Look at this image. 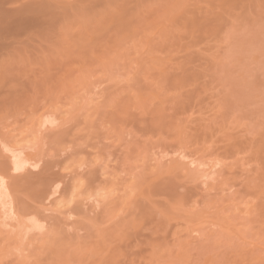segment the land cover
Wrapping results in <instances>:
<instances>
[{
  "label": "rangeland",
  "instance_id": "rangeland-1",
  "mask_svg": "<svg viewBox=\"0 0 264 264\" xmlns=\"http://www.w3.org/2000/svg\"><path fill=\"white\" fill-rule=\"evenodd\" d=\"M20 2H21V0H19ZM45 1H47V2H49V0H45ZM58 1V4L61 6V19L59 20V22H58V25H56V27H55V29L52 31V30H49V31H46L45 33H44V35H43V37L41 36V37H38V40H36L37 38H33L34 40L33 41H27L28 43L27 44H22V46L20 45H18V44H14V45H12V47L10 48V51H9V53H8V55L10 56L9 57V60H10V63H9V65L10 66H7L2 72H1V74H0V119H1V121H4L3 123L2 122H0V136H2L1 138H0V141H1V139H2V143H0L1 145L5 142L4 140H3V132H5V135H4V139L7 137V136H9V135H11V134H8L9 133V131H10V133H16L15 135L12 133V138L11 137H7L6 138V142L8 141L9 142V145L11 146L12 145V143H13V145L12 146H14V144H15V142H16V140H17V142H20V140L22 139V137H24V132L26 131V129H27V131H28V128L29 127H31V125L30 126H28L27 127V125L28 124H31L32 122H33V120H34V118L35 117H38L39 118V112H40V114L42 113V112H44V113H42V114H45V115H41L40 116V122L42 123L43 121L45 122L46 120H47V122H45L44 123V127H45V125H46V127H51V125L53 126V128H50L51 130H54V128H55V125H56V129L58 130H60L61 128H62V130H63V132H62V136H63V138L61 137V139L62 140H64V141H62V143L60 142L59 143V140H58V145H62L63 144V146H65L66 148H64L63 146V148L61 147V146H59L58 147V145L56 146L55 144V148L52 146V148H54V149H56V153L54 152V154H59V153H62L63 154V152H64V154L66 155V153L68 152L66 149H68V150H71L72 151V149H76L75 147H77L78 149H76L75 151L73 150L72 152L74 153H72L71 152V154L68 156V154L70 153V151H69V153L66 155V156H68L67 157V159L66 160H64V161H60L61 162V164H63V165H61L62 167H64L63 169H65V165H67V166H70V165H72V163H75L76 162V164L75 165H77V163L80 165V166H82V167H86L87 168V166H93L95 163L94 162H96L94 159H97V162H96V164L99 166V164H100V162H101V164L102 165H104V168L103 169H105V167L107 166L108 168H109V170L108 171H110V170H112V168L114 167L113 165L116 163V166L115 167H117V165L119 166H121L123 163H124V165L126 166V170L128 171L129 170V172H133L134 173V169H131V168H133L132 166L133 165H131V164H133L134 162H136V161H138L139 163H138V165L140 164V163H142V162H140L141 161V155H143L144 153H140L139 154V151H142L143 149H139V151L137 152V153H135V152H133V154H139L138 156L140 157V161L138 160V156H136V158H135V155H133V154H131V156L128 158H126L125 156H128V155H126L127 153L125 152L126 151V148L128 147L127 145L129 144V142L128 141H132V140H135V137L134 136H132L133 134H131V136L133 137V139L131 138V136L130 135H128V131L125 133L124 132V134H125V137H124V134H123V137L124 138H121L122 137V134H120V136H119V133H114V135L115 136H117V137H115L113 134H111V133H109L110 131H108L107 132V129H108V127H105V124H103V122L105 121L104 119H106V116H109V113L110 112H112L111 110H113L116 106L115 105H118V102H117V104H115V105H113L114 103H116L115 102V100H116V97L118 98V100L119 99H121L122 97V100L124 99V100H127L128 101V97L126 96L125 97V95H124V93L128 90L129 92V95L130 94H132L133 93V91H134V93L136 92V94L138 93V91H140V92H145V93H149V91L151 92V90L153 91L154 89H152V88H154V86L157 84V86H158V83H160V76H158V73L160 72V70H158L157 68H155L154 67V62H152L151 64L149 63L148 64V61H146V59L144 58L143 60L144 61H146L145 63L146 64H141V66H139V65H137L136 63V65H137V67L139 66V67H141L140 69H139V67L135 70V64L134 63H131V62H134V60L135 61H137L138 62V60H136V58H137V54L139 55L140 53H141V51L140 50H142V49H140L139 47H141L142 48V46L141 45H143V46H145L146 45V41L147 40H145V38L147 39L148 37L147 36H145V35H150L151 33H149V32H152L154 29H155V33H156V37H155V33L154 32H152L153 34L151 35V36H153L152 37V39L154 40V42H157V41H160V43L159 42H157L158 43V45H157V43H154V42H152V41H150L152 44H151V46H154L155 44V46L154 47H151V49H152V51H153V48H155L156 46H158L157 48H159L158 50H156V48H155V50H154V54H159V52H161L159 55H158V57L161 55V60H162V58H163V60L164 61H166V59L168 60V61H166L168 64H172V62L174 61H172L171 60V58L173 59H175V56L176 57H181L182 56V58L185 56V54L186 53H190L191 54V51L193 52L192 54H191V56H190V54L188 55V56H186V57H184V61L181 59V61H179L180 60V58H179V60L178 59H176L175 61H176V63H175V61L173 62V64H174V66H173V64L171 65V67H170V71H171V68H172V71L174 72V74H176V75H173L171 72H167L169 69H165V62L164 61H162V62H160V64L161 65H155V66H160L159 67V69L160 68H163V66H164V71L166 72V73H169V74H166L167 76H170V75H172L171 77H173V78H167L166 80L168 81V79H176V80H170V82L171 83H173V84H176V86L175 87H173L172 86V84L170 85L171 87H173V88H171L170 86H168L167 85V83H165L166 84V86L168 87V89L169 88H171V90L169 89V91H168V89L166 90L165 89V86H164V89L167 91V92H170L169 93V95L167 94V96H164L163 94H166L167 92L165 91H163V94H162V96H160L159 98H156V100H155V97H156V95H155V97H153V101H155V102H153L152 101V99H151V95H145V96H148L149 97V99H148V97L146 98V101H145V108H147V109H145V111L147 112V111H152V109H154V106H153V108L152 107H150L149 105H155V110H156V107H158V99H160L161 101L163 100V99H165V102H167V101H169L168 102V104H169V106H168V104L165 106V107H163L164 106V104H165V102H164V104L163 103H161V106H162V108L161 107H159L160 109H164L163 111H161L163 114V116L164 117H166L167 116V113H168V116H167V118H171L170 117V115H172V117H175V120L173 119H168L169 121H171L172 123H173V121H175V123H176V118H177V120L180 122V120H182L183 118V120H186L185 122H188V117H189V123H187L188 124V126H190L191 127V129H193L194 127H196V125L197 124H200V126H201V128L202 127H204L203 125H209V122L210 123H212V121H209V120H211L210 118L213 116L214 118L213 119H216V121H217V123L215 124L216 125V128L214 127L215 125H214V121H213V128H214V130H213V128H212V132H211V135L212 134H216L217 136V139L219 140L220 139V141H218L217 139H216V137L215 136H213L212 135V137L211 138H213V137H215L214 138V140L213 139H211V145L213 144V143H215L214 141L216 140L217 142L215 143L216 145H218V147L216 146V148H219V149H214L213 147H215L214 145H213V147L211 146V145H209L210 144V140L208 139V138H210L208 135H207V140H208V142L206 143L205 142V144L206 145H209L208 147L210 148V147H212V148H210V150H209V152L211 151V150H214L215 151V155H218L219 153H220V156H222L223 154V159H222V157H221V159L219 158V156H217V157H215L214 156V151L211 153L210 152V156H207L204 160L205 161H207V162H205L206 163V166H205V163L202 165L206 170H207V172H210V174L213 172V173H215V175H216V180H217V177H218V182H214L216 185H218V186H216L215 187V189L213 190V192H212V190H211V192L212 193H210L211 195L210 196H213V197H211L212 199H211V201H210V203L208 202V203H205V205H209V206H211L210 204H212L213 205V203H215V204H220L219 205V207L221 208L220 209V211H219V209H217L218 211H219V215H218V217H217V215H216V213L215 214H213V215H215V218L217 217L218 219H217V221L216 222H219L218 220H221L220 221V223H222L223 225L225 224L226 226H228V225H230L231 227V229H233L234 231H235V229L234 228H236V229H238V230H236V232L239 234H236L235 233V237H234V234H232L230 237H229V235L228 234H226V236H225V234L223 235V233L221 234L220 233V231H219V229H217V225H215L214 223H215V221H214V216L212 217L213 219H211V222L210 223H207L206 224V226L208 227V229L206 228V226H205V223H204V227H205V229H206V231H205V229H201V233H198V231L197 232H195L196 230H198V228L194 231V232H192V233H188V235H186V233L184 232L183 233V236L182 237H180V235H179V238H181V240L180 241H183V240H185V241H188V242H190L189 244H188V246H187V253H185V257H187V260H186V263L187 264H264V186L262 185V184H264V9H263V7H261V3L263 2L262 0H233V2H235L233 5H235L234 7H233V5H225V4H223V6L222 7H220V3L222 4V3H227L226 1H228V0H226V1H223L222 2V0H212L211 2L210 1H207V2H209L211 5L212 4H214L215 2V4H214V6L212 5V7L209 5V3L207 4V2H205L206 4H207V6H206V4L205 3H202V1L200 2V0H198V1H196V0H188V1H185L188 5L186 6V4L184 5L185 7H182V5L180 4V3H178V5H176L177 6V8H178V10L180 11H182V10H185L184 12H188V10H193L194 9V7H195V9H196V7H197V9L198 8H200L201 7V9H199V10H201L200 12V14H199V10H194L195 11V15L197 14V16H201V20L203 19V21H200V20H198V22H197V17H196V19L195 18H193L194 19V21H193V19H192V21H193V25L194 24H196V26L194 25H191V23H190V27L192 28V30H196V29H193L194 27L196 28V27H198V30H197V32L196 31H194V32H191V29H190V27H188L186 24L185 25H183L184 23H185V19L183 18V20H182V18L181 19H178V16H180V13H178L177 15H176V12L175 11H178V10H176L175 9V7H174V9H173V6L172 5H170V7H171V9L172 10H175L174 12L171 10V13L169 12V11H165V9H167V8H165L164 9V7H167V5H166V3L168 4L169 2H171V0L169 1V0H159V2H158V8H157V10L158 9H164L163 11H165V13H167V12H169V15L167 16V18L169 17V18H171V19H173V20H175V17L174 16H176L177 17V19L178 20H182L181 22H184V23H180V22H177V19H176V22L178 23H176V25H175V27L173 26L174 24H175V22L173 21V20H170V19H167V20H165L164 19V17L163 16H166L165 15V13L162 11V10H158V11H156V4H157V1L155 0V2H156V4H154L155 2H154V0H140V3H138L139 1H136L135 2V7H136V10H135V8L134 9H132L133 7H134V0H128L129 2H128V4H124L127 0H57ZM123 1H125V2H123ZM162 1H164V2H162ZM175 1V0H174ZM173 1V2H174ZM194 2L193 4L191 3V2ZM205 1V0H204ZM203 1V2H204ZM217 1H218V3H217ZM232 0H230V2H231ZM250 1V2H249ZM109 2V3H108ZM145 2H146V4H145ZM154 2V3H153ZM182 2V1H181ZM184 1L182 2V4H184L185 3ZM198 2V3H197ZM229 2V1H228ZM228 3V4H231V3ZM241 2H243V3H241ZM108 3V4H107ZM110 3H113V4H110ZM124 5H123V4ZM149 3V4H148ZM151 3V4H150ZM161 3V4H160ZM190 3V4H189ZM245 3H247V4H245ZM250 3H251V6H250ZM136 4H137V6H136ZM144 4V5H143ZM153 4V5H152ZM176 4V3H175ZM179 4H180V9H179ZM216 4H217V6H216ZM113 5H114V7H113ZM122 5V6H121ZM149 5V6H148ZM162 5H165V6H162ZM189 5H190V8H188L189 7ZM201 5V6H200ZM209 5V6H208ZM239 5H241V6H239ZM246 5V6H245ZM105 6H106V8H105ZM155 8H154V7ZM161 8H160V7ZM168 6H169V4H168ZM204 8H203V7ZM236 6H238V8L236 7ZM140 8V9H137V8ZM151 8V11H153V12H151V13H149L148 12V10L150 11V8ZM192 7V8H191ZM205 7H207V8H205ZM218 8V10H217V8ZM224 7H225V9H224ZM251 7V8H250ZM260 7V8H259ZM114 8H116V9H114ZM155 10H154V9ZM202 8L204 9L203 10V12H202ZM213 8H216V10L214 9V12L218 15V13L222 16V17H225V19L223 18V20L225 21V20H229V21H227L226 23L224 22L223 23V25H222V21H221V19H222V17H219L220 15H218L217 17H219L217 20L218 21H221V22H219L220 24H221V27H223V28H221L219 25H218V23L216 24V25H218V27L216 26V30H215V28H213L212 26H211V24H213V22L212 23H210V21H214L213 20V17H214V19H215V13L214 12H212V11H210L211 9H213ZM240 8V9H239ZM263 9V10H260V9ZM122 9H123V11H122ZM130 9H131V12H130ZM206 9H207V11H210V12H207L206 13ZM208 9H210V10H208ZM222 9H224V12L226 11V14L225 13H223L222 11ZM230 9V10H229ZM242 9V10H241ZM244 9V10H243ZM259 9V10H258ZM108 10V11H107ZM232 10V11H231ZM249 11V13H248V11ZM155 11V12H154ZM178 11V12H179ZM193 11V12H194ZM220 11V12H219ZM228 11V12H227ZM230 11V12H229ZM241 11H243V13L241 14ZM246 11V12H245ZM114 12V13H113ZM125 12V13H124ZM127 12V13H126ZM139 12V13H138ZM149 14H152V17H150L149 15H148V13ZM158 12H159V14H158ZM160 12H162V14L160 13ZM190 13H192L191 11H189ZM188 12V13H189ZM263 12V13H262ZM101 13V14H100ZM113 13V14H112ZM130 13V14H129ZM132 13H133V15H135L136 14V16L134 17L133 15H132ZM147 15H146V14ZM175 13V14H174ZM188 13H184V16H185V14H187L186 16H185V18L187 17V16H190L191 18H192V16L191 15H193L194 16V14L192 13L191 15H190V13H189V15H188ZM104 14H106L105 16H104ZM122 14H124V16L122 15ZM125 14H129V15H131L132 16V18H131V20L132 21H130V20H128V19H130V16H129V18H128V16L126 17L127 19H125ZM140 14H142V17L140 16ZM162 16H161V15ZM245 14V15H244ZM108 15H109V17H108ZM144 15H146V16H144ZM161 16V18H163V19H161L160 20V18L158 19V16ZM170 15L173 17H170ZM174 15V16H173ZM224 15V16H223ZM241 15H243V16H241ZM115 16V17H114ZM117 16V17H116ZM119 16V17H118ZM138 16H139V18H138ZM144 16V17H143ZM154 16V17H153ZM82 17H83V19H82ZM87 17V18H86ZM92 17L94 18V20L92 19ZM99 17H101L100 19H99ZM105 18V20H102V19H104ZM107 17V18H106ZM123 17V19H121L120 20V18H122ZM150 17V18H149ZM199 17H198V19H199ZM202 17H204V18H206L205 20H204V18H202ZM116 18V19H115ZM119 20H118V19ZM135 18H137V19H135ZM140 18H149V19H142V20H140ZM180 18V17H179ZM210 18V20H208ZM96 19V20H95ZM98 19V20H97ZM133 19H134V21H139L138 23H140V24H137L136 22H133ZM139 19V20H138ZM152 19V20H151ZM158 19V21H155V20H157ZM212 19V20H211ZM220 19V20H219ZM100 20H102L101 22H100ZM129 22L130 21V23H128L127 21ZM149 20H151V21H149ZM163 20V21H162ZM188 20L190 21V19L188 18ZM196 20V21H195ZM96 21H97V23H96ZM118 21V22H117ZM120 21V22H119ZM144 21V22H143ZM155 21V23H153L154 25H150L151 23L150 22H154ZM167 21V22H166ZM171 22V21H173L174 22V24H172V25H169V24H171V23H169V22ZM187 21V20H186ZM205 21H207V23L205 22ZM208 21H209V23H208ZM217 21V22H218ZM82 22H83V24H82ZM99 22V23H98ZM102 22H106L105 23V25L106 26H108V27H105V25L103 26V27H105V29H102L101 28V30H104V32L102 31V33H100V31L98 32L97 31V27H98V29H100V27H102V24H104V23H102ZM159 22V23H158ZM172 22V23H173ZM195 22V23H194ZM201 22H205V24H208V25H206L207 27L206 28H208V27H212V30H211V28H210V31L208 32V30L209 29H207V32H206V28H205V24H203L202 26V28L204 29H202L201 27H199L202 23ZM215 22H216V20H215ZM79 23V24H78ZM116 23H118V24H116ZM143 23H145L146 25H148L147 27H145L144 29H142V27H144V26H146V25H144ZM156 23H158V24H156ZM169 25V27H167L168 28V30H169V32L171 33H169L168 31H165V30H167V29H164L165 27H164V25ZM165 23H168V24H165ZM200 23V24H199ZM86 24H89V25H86ZM92 24V25H91ZM112 24H113V26H112ZM128 24V25H127ZM129 24H133L134 25V27H131V25H129ZM181 24V25H180ZM187 24H188V21H187ZM197 24H199L198 26H197ZM77 25H80V26H78L77 27ZM93 25H95L94 27H95V30H93L94 29V27H93ZM98 25V26H97ZM132 25V26H133ZM143 25V26H142ZM151 27H150V26ZM155 25H157V26H155ZM160 25V26H159ZM213 25V26H214ZM93 27V29H92V27ZM114 26H116V28L114 27ZM137 26H139V28L137 27ZM140 26H142L141 28H140ZM155 26V28L153 29V27ZM171 26H173V28L174 29H169ZM182 26V27H181ZM184 26L185 27H188V28H184ZM214 26V27H215ZM83 27V28H82ZM117 27H118V30H117ZM160 27V28H159ZM220 27V28H219ZM79 28V29H78ZM88 28V29H87ZM134 28V29H133ZM158 28V29H157ZM161 28H163L164 30V35L166 36L167 34H170L169 35V37H162V39H164V42H165V38H168L169 40H171V41H168V40H166V42H167V44H166V42L164 43L163 42V40H162V42H161V39H159L160 37H161V34H163V31L161 30ZM172 28V27H171ZM52 29V28H51ZM76 29H77V31H76ZM84 29V30H83ZM90 29V30H89ZM92 29V30H91ZM122 29V30H121ZM153 29V30H152ZM190 29V31H188ZM213 29H214V31H213ZM221 29H223V30H221ZM85 30H86V32H85ZM113 30H116V31H113ZM120 30V31H119ZM126 30H127V32H126ZM130 30H132V32L130 31ZM139 30H141V32L143 33V34H145V32H147V33H149V34H145L144 35V37H142V33L139 31ZM148 30H150L149 32H148ZM156 30L158 31V32H156ZM175 32H174V31ZM201 30H203L204 32H205V34H208V37H202L204 34L201 32ZM218 30V32H217V35H218V33H219V37H214L213 38V32H216ZM219 30H221V31H219ZM79 31V32H78ZM90 31H91V33H90ZM139 31V33H137V32ZM176 31L179 33L180 32V34L181 35H177V37H182L183 38V40H186V42L185 41H183L181 38V40L179 39L178 40V42L180 41V43H181V45L183 44V43H186V45L187 46H192V47H187V46H185L184 44L182 45V46H184V47H182L181 45V47L179 48V44H178V42H177V37H176V34H178V33H176ZM211 31H212V33H211ZM75 32H76V34H79V36L78 35H76L75 34ZM96 32H98L96 35L98 36L97 37V39H95V37H96V35H94ZM117 32V33H116ZM161 34H160V33ZM165 32H167V33H165ZM182 32H184V34H185V37H184V34L182 33ZM186 32H189V33H186ZM201 33V37L199 36V39L200 38H202V39H204L203 41L200 39L199 41H200V43L198 42V40H197V38L198 37H195V40H194V38H193V34H191V33H194V34H200ZM84 33H86V36H85V34ZM88 33V34H87ZM94 33V34H93ZM99 33L102 35H100L99 36ZM119 33V34H118ZM131 33V34H130ZM136 33H137V35H136ZM141 33V35H139ZM222 33V34H221ZM74 34H75V36H74ZM83 34V35H82ZM91 34H93V35H91ZM121 34H123V35H121ZM124 34H125V36H124ZM126 34H128V35H126ZM131 36H130V35ZM133 34V35H132ZM160 36H159V35ZM186 34H189L190 36H188V35H186ZM216 34V33H215ZM215 34H214V36H215ZM138 35H139V37H138ZM163 35V36H164ZM192 35V36H191ZM197 35V36H198ZM212 35V36H211ZM74 36V37H73ZM82 36V37H81ZM93 36H94V38H93ZM116 36V37H115ZM126 36H128L127 38H125ZM133 36V37H132ZM135 36V37H134ZM136 36H137V38H136ZM151 36H150V38H151ZM157 36H159L158 38H157ZM195 36V35H194ZM205 36V35H204ZM209 36H211V38L209 39ZM224 36V37H223ZM79 37H81V39L79 40L78 38ZM83 37H86V39H84ZM91 37V38H90ZM100 37V38H99ZM190 37L193 39V40H191L190 39ZM221 37V38H220ZM223 37V38H222ZM39 38H42V39H39ZM99 38V39H98ZM125 38V39H124ZM142 38V39H141ZM89 39V40H88ZM92 39V40H91ZM94 39L96 40L95 42H93L94 41ZM131 39V40H130ZM141 39V40H140ZM151 39V40H152ZM205 39H207V40H205ZM209 39V40H208ZM216 39V40H215ZM222 39V40H221ZM87 40H88V42H87ZM91 40V41H90ZM127 42H126V41ZM133 40V41H132ZM135 40V41H134ZM138 40V41H137ZM144 42H143V41ZM157 40V41H156ZM211 40H214V41H212L211 42ZM220 40V42L218 43V41ZM39 41V42H38ZM131 41V42H130ZM139 42H142V44H140V45H137ZM189 41V42H188ZM198 42V44L197 43H195V42ZM206 41H208V42H206ZM226 41V42H225ZM32 42H33V44H32ZM124 42V43H123ZM133 42V46H138V49H140L139 51H140V53L138 52V51H136L137 52V54H133V56H129V55H131V53H133V51H135V50H137V47H136V49H134L135 47H133L132 48V43ZM183 42V43H182ZM187 42H188V44H187ZM192 42V43H191ZM194 42V43H193ZM203 42H206V43H203ZM83 43H85V44H83ZM126 43H127V45L128 44H131L130 46L128 45H126ZM134 43H135V45H134ZM143 43H145V45L143 44ZM162 43H164L163 45H162ZM176 43V44H175ZM32 44V45H31ZM118 44L120 45V46H118ZM121 44H124V45H121ZM204 44H205V46H204ZM209 44V45H208ZM220 44V45H219ZM223 44V45H222ZM159 45H162V47L161 46H159ZM165 45V46H164ZM170 45V46H169ZM212 45H219V46H221L222 47V49H220L221 47H219V49H217L218 48V46H217V48H216V46L214 47L213 46V48L215 49V50H220L221 52H223V53H221L220 51H218V55L219 54H221L220 56H217V52L215 51V50H212L211 48L209 49V47H211ZM228 45V46H227ZM14 46V47H13ZM121 46L123 47L124 46V49L123 48H121ZM125 46L127 47V48H125ZM204 46V47H203ZM223 46H224V48H223ZM146 47V46H145ZM145 47H143V48H145ZM179 48V50L177 49V48ZM208 47V48H207ZM97 48V49H96ZM121 48V49H120ZM177 50H176V49ZM184 48V50L183 51H181L180 49H183ZM187 48V49H186ZM202 48H204L203 50H202ZM112 49V50H111ZM134 49V50H133ZM176 50V52L175 51H172V50ZM201 49V50H200ZM207 49H209V50H207ZM87 50V51H86ZM92 50H93V53H92ZM105 50V51H104ZM107 50V51H106ZM114 50H116L115 52H114ZM125 50V51H124ZM128 51V53L130 52L129 50H131V52L128 54V58H126V55H125V52L127 53V51ZM133 50V51H132ZM160 50V51H159ZM224 50V51H223ZM113 51L114 53H112L111 54V52ZM119 51V52H118ZM157 51H159L158 53H156ZM169 51V52H168ZM186 53H185V52ZM208 51V52H207ZM209 51H210V53H209ZM89 53V52H91V54L89 53V54H87V53ZM108 52H110V53H108ZM143 52V51H142ZM170 52H171V54L172 55H170ZM174 54H173V53ZM178 52H180V53H178ZM200 52V53H199ZM205 53V54H202V53ZM220 52V53H219ZM7 53V52H6ZM102 53H103V55H102ZM119 53H121L120 55H121V57L119 58ZM135 53V52H134ZM176 53V54H175ZM209 53V54H208ZM80 54H82V60H81V55ZM86 56H85V55ZM122 54H123V56H122ZM142 54V53H141ZM167 54V55H166ZM182 54H184V55H182ZM202 54V55H201ZM211 55V56H209L208 57V55ZM91 55H93V56H91ZM108 58V60H106L107 58L105 57V56ZM111 56V57H108V56ZM125 55V56H124ZM169 55V56H168ZM204 55V56H203ZM217 56V58H218V60H214V57L215 56ZM223 55V56H222ZM113 56V57H112ZM134 56H136V58L134 57ZM163 56H165L166 58H164ZM207 56V57H206ZM214 56V57H213ZM102 57H105V59L104 58H102ZM115 57H116V61H118V65L113 61V59L115 60ZM125 57V58H124ZM135 58V59H132L131 60V58ZM139 57V56H138ZM144 57H146V55H144ZM203 57V58H202ZM204 57H205V59H204ZM211 57V59H212V61H214L215 63H213L212 64V62H211V59H209ZM222 57V58H221ZM86 58H89L88 60H91V61H89V64L87 63L88 62V60L86 59ZM111 58H112V60H111ZM130 58V59H129ZM147 58V57H146ZM216 58V59H217ZM224 58V59H223ZM85 59H86V61H85ZM93 59H96V60H93ZM101 59V60H100ZM102 59H103V61H104V65L103 64H101V62H102ZM110 59V60H109ZM117 59H121V60H117ZM126 59H128V60H126ZM138 59V58H137ZM186 59V60H185ZM178 60V61H177ZM223 60V61H222ZM85 61V63H83ZM107 61V62H106ZM127 61V62H126ZM130 61V62H129ZM182 61H183V64H182ZM220 61L222 62V63H220ZM226 61V62H225ZM228 61H229V64H228ZM110 62H111V64L115 67H112L113 69L112 70H110L111 69V64H110ZM113 62V63H112ZM126 62V63H125ZM164 62V63H163ZM170 62V63H169ZM177 62L179 63V64H177ZM188 62V63H187ZM218 62V63H217ZM119 63H121V64H119ZM124 63V65L122 66V64ZM127 63H130L129 65L127 64ZM163 63V64H162ZM166 63V64H167ZM186 63V64H185ZM217 63V65H214V64H216ZM132 64H134V67L132 66ZM149 65L148 67L146 66V65ZM159 64V63H158ZM166 65V66H169V65ZM182 64V72H185V73H187V74H185V73H183V74H181L182 75V77H181V75H180V73L181 72H178L179 70H180V68H181V66H180V68H178V66L179 65H181ZM212 64V65H211ZM226 64V65H225ZM228 64V65H227ZM103 65V66H102ZM110 65V66H109ZM117 65V66H116ZM153 65V66H152ZM176 65H178V66H176ZM185 65V66H184ZM220 67H219V66ZM221 65H223L222 67H221ZM125 66V67H124ZM128 66V67H127ZM132 66V67H131ZM162 66V67H161ZM184 66V67H183ZM130 67H131V69H130ZM151 67H154V68H151ZM188 67V68H187ZM220 69H219V68ZM77 68H79V69H77ZM117 68V69H116ZM143 68V69H142ZM169 68V67H168ZM177 70H176V69ZM205 68H206V70H205ZM82 69V70H81ZM114 69H116V70H114ZM134 69V70H133ZM141 69L142 70H144V71H141ZM151 69H152V71H151ZM155 69V70H154ZM217 69L219 70V71H221L222 73L221 74H219V71L216 73V71H217ZM78 70H80V72L81 73H83V70H84V73H86L87 74V72H85V71H87L88 70V75H84V73H83V75H80L81 73L78 71ZM138 70L139 71H141L140 72V74L138 73ZM176 70V71H175ZM185 70H187V71H185ZM78 71V72H77ZM132 71H133V73H132ZM151 71V72H150ZM161 71H162V69H161ZM181 71V70H180ZM110 72H113L112 74H114V75H112V74H110ZM131 72V73H130ZM135 72H137V73H135ZM144 72H146V75L144 74ZM155 72H157V73H155ZM176 72V73H175ZM144 74V75H142V74ZM216 73V74H215ZM79 74V75H78ZM106 76H105V75ZM108 74V75H107ZM110 74V75H109ZM130 74H131V79H129L130 78ZM136 74V75H135ZM149 74H152V75H150L149 76ZM160 75H161V73H159ZM189 74H190V77H189ZM215 74V75H214ZM76 75L78 76V79H79V81H81V86H76L77 84H76V81H77V83L79 82L78 81V79L76 78ZM112 75V76H111ZM135 75V76H134ZM180 75V76H179ZM184 75H185V77H184ZM188 75V76H187ZM217 75H218V77H217ZM83 76V77H82ZM85 76V77H84ZM114 76V77H113ZM115 76H116V78H115ZM133 76V77H132ZM136 76H138V78L139 79H137L136 78ZM141 78H140V77ZM142 76H144V77H146V80L148 81H146L145 82V78L144 77H142ZM147 76L148 77H150V78H152L153 77V79H150V78H148L147 79ZM152 76V77H151ZM155 76V77H154ZM187 76V77H186ZM77 79H75V78ZM80 77V78H79ZM183 77L185 78V80L183 79ZM189 77V78H188ZM194 77H195V79H194ZM82 78V79H81ZM83 78H85L84 80H83ZM107 78H110V79H114V80H116V81H114L115 82V84H113L114 82L113 81H111L110 79V81L108 82L107 81ZM135 78V80L133 81V79ZM154 78H156V79H154ZM159 78V79H158ZM166 78V77H165ZM179 78H181V79H183V80H181V79H179ZM73 79H75L74 81H73ZM81 79V80H80ZM88 79V80H87ZM128 79H129V87H128V83L126 82V81H128ZM162 79V78H161ZM179 79V80H178ZM186 79L189 81H186ZM86 80L88 81V82H86ZM106 80V81H105ZM138 80V81H137ZM144 80V81H143ZM158 80H159V82H158ZM165 79H164V82L166 81ZM84 81V82H83ZM118 81V82H117ZM123 81H125V82H123ZM136 81V82H135ZM152 83H151V82ZM166 81V82H167ZM75 82V83H74ZM112 82V84H109V83H111ZM153 82H157L156 84L155 83H153ZM162 82H163V80H162ZM177 82V83H176ZM181 82V83H180ZM183 82V83H182ZM73 83H74V86L76 87H74L73 86ZM83 83L85 84V85H83ZM146 83V84H145ZM185 83V84H184ZM76 84V85H75ZM79 84V83H78ZM107 84H109V85H107ZM131 84H136V85H134V90H133V88H132V90H131V87H133V85L131 86ZM149 86H148V85ZM154 86H153V85ZM160 84H164V83H160ZM164 84V85H165ZM178 84H181V86L178 88ZM80 85V84H79ZM147 85V86H146ZM73 86V87H72ZM125 86H127V87H125ZM146 86V87H145ZM151 86H153V87H151ZM185 86V87H184ZM78 87H79V89H78ZM82 87V88H81ZM85 87H87V89L85 88ZM106 87V88H105ZM110 87H112V88H110ZM161 87H163V86H161ZM181 87H184L183 89L181 88ZM75 88V89H74ZM83 88H85L84 90H85V92L86 91H88V93L86 92H84L83 90H81V89H83ZM141 88V89H140ZM147 88V89H146ZM103 89V90H102ZM110 89V90H109ZM130 89V90H129ZM163 89V88H162ZM163 89V90H164ZM78 90V91H77ZM96 90V92H94ZM107 90V91H106ZM144 90V91H143ZM125 91V92H124ZM130 91H131V93H130ZM175 91V92H174ZM184 91V92H183ZM77 92H78V95H77ZM80 92L82 93V95H80ZM121 92H122V94H121ZM180 93V95H179V93ZM66 93L68 94V95H66ZM72 93V94H71ZM74 93V94H73ZM90 93V94H89ZM91 93H93V94H91ZM96 93H99V94H96ZM101 93V94H100ZM106 93V95H104ZM127 92L125 93L126 95L128 94ZM179 95L180 97H181V100L179 99L178 100V96L176 95ZM71 94V95H70ZM86 94V95H85ZM102 94H103V96H106V97H102ZM39 95H42V96H40V97H38ZM47 97V95H49L47 98H49L48 100H47V98L45 97V96ZM56 95V96H55ZM58 95L59 96H62L61 98L60 97H58ZM67 96L66 98L68 99V97H69V100H67L66 98H65V96ZM101 95V96H100ZM110 95V96H109ZM171 95V96H170ZM172 95H173V100H172ZM176 95V96H175ZM53 97V99L52 98H50V97ZM73 96V97H72ZM75 96V97H74ZM96 97L97 99L95 100V98L94 97ZM113 96V97H112ZM119 96H120V98H119ZM132 96V95H131ZM29 97V98H28ZM33 97V98H32ZM37 97V98H36ZM55 97V98H54ZM64 97V98H63ZM107 97H110L111 99H107ZM134 97V96H133ZM163 97V98H162ZM171 98V100H170V98ZM5 98V99H4ZM6 98H9V99H6ZM32 98V99H31ZM35 98L38 100H35ZM40 98H42V99H40ZM72 98L74 99V101L76 100H78L77 102H74V101H72ZM78 98V99H77ZM80 98H82V99H80ZM92 98H94V99H92ZM113 98H115V99H113ZM132 98V97H131ZM167 98H168V100H167ZM177 98V100H175ZM26 100V103H24L25 102V100ZM29 99V100H28ZM54 99H55V102H58V103H54L53 101H54ZM60 99V100H59ZM64 101V99L66 100V102L65 103H63V101ZM88 99H90V101L88 100ZM99 99V100H98ZM101 99V100H100ZM134 99V98H133ZM133 99H129V100H133ZM148 99V100H147ZM12 100H13V102H12ZM32 100H35L34 102H35V105L33 104V106H35V110H33V109H31L33 106L31 105L32 104ZM47 100V101H46ZM52 100V101H51ZM82 100H86V101H88V102H84V104H83V101ZM103 100V101H102ZM107 100V101H106ZM109 100V101H108ZM121 100V101H122ZM123 100V101H124ZM184 101V103H183V101ZM14 101H15V103H14ZM24 101V102H23ZM69 101V102H68ZM72 103H71V102ZM82 101V103H80V102ZM94 101H96L95 103L97 104L99 101V103L97 104V107H95L96 105H93L94 104ZM112 101V102H111ZM117 101V100H116ZM127 101H125V103L124 102H121V103H123V104H125L124 106L123 105H121V108H122V106H123V110H121V111H125V109L127 110V107L125 108V106H127L128 105V108L130 107V105H133L132 106V108H130L129 109V112L127 113L128 115L130 114V115H132V116H130L129 115V117L130 118H133V119H136L135 121H137L136 122V125L138 124H140L139 123V121L142 119H144V120H146V118L148 119V115H149V113L150 112H148L147 114L146 113H144L145 115H143V112H144V107L142 106V105H139V104H136V105H134L136 102H134V104H133V101L130 103L129 101H128V104H127ZM148 101V102H147ZM182 101V103H183V105H181L180 106V102ZM4 102L6 103V104H4ZM10 102H12V103H14L13 104V106H12V104L10 103ZM21 102H23V103H21ZM30 102V103H29ZM33 102V103H34ZM41 102V103H40ZM42 102H44V103H46V104H44V103H42ZM51 102H52V104H51ZM60 102V103H59ZM92 102H93V104H92ZM150 102V103H149ZM157 102V103H156ZM175 102H176V104L177 105H175ZM22 104V106L21 105H19V106H17V105H15V104ZM36 103H38V105L36 104ZM69 103H70V105H69ZM73 103L75 104H77V105H73ZM78 103H80V104H78ZM89 103L91 104V106L89 105ZM101 103V104H100ZM103 103V104H102ZM107 103V104H106ZM120 103V102H119ZM156 103V104H155ZM179 103V104H178ZM27 106H26V105ZM40 104V105H39ZM43 106H42V105ZM54 104V105H53ZM57 104H60V106L59 105H57ZM64 104V105H63ZM66 104V105H65ZM105 104V105H104ZM109 104H111V106L109 105ZM127 104V105H126ZM148 104V105H147ZM163 104V105H162ZM187 106H186V105ZM219 105V107L218 108H220L219 110H221V108H222V110H221V112L220 111H215L214 109L215 108H217L216 106L217 105ZM7 105L9 106V107H7ZM30 105V106H29ZM37 105V106H36ZM45 105H47V107H48V105H49V107H50V112L52 113V115L53 116H50L51 115V113L49 114V113H47V111H46V106ZM57 105V106H56ZM64 107H63V106ZM68 105V106H67ZM79 105V107H80V105H84V107L83 106H81L82 107V109H81V107H80V109H81V111H80V109H77V108H79V107H77ZM100 105V106H99ZM103 105H104V107H103ZM109 107H108V106ZM147 105V106H146ZM151 105V106H152ZM173 105H174V108L176 109V106H177V108H179V109H176V112H175V110H174V108H173ZM185 105V106H184ZM41 108H40V107ZM88 106V107H87ZM92 106H94L95 108H93V110H94V112H93V110L91 111L90 110V108L92 107ZM106 106H107V109H106ZM114 106V107H113ZM119 106H120V104H119ZM135 106V107H134ZM137 106V107H136ZM178 106H180V107H178ZM5 107V108H4ZM39 107V108H38ZM49 107L47 108V110L49 109ZM53 107H59L58 109L56 108L55 110L57 111L58 110V113L56 112V111H53ZM65 107H67V108H65ZM68 107H73V109L71 110V108H68ZM110 107H111V110H108V109H110ZM185 107H187V109L185 108ZM214 107V108H213ZM21 108V109H20ZM26 108V112L24 111V109ZM38 108V111H36V109ZM45 109V111H43L44 109ZM62 108V109H61ZM87 108H89V110L87 109ZM125 108V109H124ZM136 108H138V109H136ZM150 108H152V109H150ZM158 108V109H159ZM170 108H173V109H171L172 111L174 110V112H175V114L176 115H174L173 116V114H171V112H169L170 111ZM185 108V111H184V113L182 112V114L180 113L182 110L181 109H184ZM212 108V109H211ZM52 109V110H51ZM63 110V111H61V110ZM67 109V110H66ZM68 109H70V110H68ZM96 109H97V111L98 110H100L101 109V111L99 112L98 111V113H97V111H96ZM105 111H104V110ZM133 109V110H132ZM135 109V110H134ZM143 109V110H142ZM157 109V110H158ZM4 110H6V112L4 111ZM75 110V111H74ZM76 110H77V113H76ZM86 110V111H85ZM87 110H88V113H87V115H88V117H90V119H93L92 120V122H91V120L89 119V118H87V116H86V112H87ZM118 110V109H117ZM116 109H114L113 111H117ZM131 110H132V112H131ZM137 110H139L137 113H135ZM178 110L180 111V112H178ZM214 110V111H213ZM21 113H20V112ZM22 111H23V114H28L29 112L31 113V112H34V113H31V115H27L26 116V114L25 115H23L22 114ZM60 111H61V113H60ZM70 111V112H69ZM73 111H74V113H73ZM78 111H79V114H78ZM91 111V112H90ZM110 111V112H109ZM142 113H141V112ZM212 111H213V113H212ZM18 112H19V114H18ZM25 112V113H24ZM38 112V113H37ZM48 112H49V110H48ZM83 112V113H82ZM85 112V113H84ZM90 112V113H89ZM126 112V111H125ZM124 112V113H125ZM132 114H131V113ZM164 112H166L165 114L166 115H164ZM219 112L221 113L220 115H219ZM29 113V114H30ZM58 115H57V114ZM67 113L68 114H70V116L69 115H67ZM101 113V114H100ZM107 113V114H106ZM124 113H123V115H124ZM134 113V114H133ZM170 113V114H169ZM180 113V114H179ZM211 113V114H210ZM215 113V114H214ZM216 113H217V115L219 116V118H218V116H216ZM32 114H34L33 116H35V117H33L32 116ZM46 114H49V116L48 115H46ZM56 114V115H55ZM60 114V115H59ZM65 114V115H64ZM80 115V114H82V115H80V116H83V117H79L78 116V119L76 118L77 117V115ZM95 114V115H94ZM103 114V115H102ZM106 114V115H105ZM179 114V116H177ZM213 114V115H212ZM20 115H22V117L20 116ZM63 115L65 116V117H63ZM67 115V116H66ZM72 115H74V116H72ZM95 117H93V116ZM96 115H100V116H96ZM212 115V116H211ZM2 116V117H1ZM29 116H32V119H31V117H29ZM44 118H43V117ZM50 118H48V117ZM59 116V117H58ZM62 116V117H61ZM72 116V117H71ZM85 116H86V118H85ZM105 116V117H104ZM134 116V117H133ZM141 116H142V118H141ZM182 116H186V118L185 117H182ZM209 116H211L210 118H209ZM29 118V119H23V118ZM41 117H42V119H41ZM55 117V118H54ZM67 117V118H66ZM71 117V118H70ZM76 118V119H73V118ZM98 117V118H97ZM104 117V118H103ZM128 117V118H129ZM138 117V118H137ZM143 117H145V118H143ZM190 117L192 118V119H190ZM200 117V118H199ZM201 117H202V120H201ZM16 118V119H15ZM18 118H19V120H22V121H17L18 120ZM47 118V119H46ZM58 119V121H57V119H56V121L54 120V119ZM61 118H62V120H61ZM64 118V119H63ZM69 118V119H68ZM96 118H97V120H96ZM100 118H103V120H101ZM141 118V119H140ZM167 118H165L163 121H167ZM179 118V119H178ZM180 118H182V119H180ZM199 118V119H198ZM206 118H208L207 120H206ZM221 118H222V120H221ZM224 118V119H223ZM32 120V122H30L29 120ZM37 119V118H36ZM35 119V120H36ZM53 119V120H52ZM60 119V120H59ZM72 119V120H71ZM86 119H88V121L86 120ZM138 119V120H137ZM204 119V120H203ZM236 119H237V121H236ZM28 120V121H27ZM34 120V121H35ZM49 120V121H48ZM50 120H52V123H48V122H50ZM63 120H65V121H63ZM70 122H69V121ZM74 120V121H73ZM80 120H82V122H84L85 123V125H84V123H80ZM85 120V121H84ZM98 120H99V123L101 124H99L98 123ZM101 120V121H100ZM193 120V121H192ZM196 120V121H195ZM17 121V122H16ZM38 120H36V122H37ZM64 123H63V122ZM75 122V123H73L72 124V122ZM77 121H79V122H77ZM103 121V122H102ZM147 121V120H146ZM145 121V124H143V122L142 121H140V122H142L141 124H142V126H144V125H149V124H147V122ZM197 121H198V123H197ZM200 121H202V122H200ZM204 121H206V122H204ZM22 122V123H21ZM28 124H27V123ZM58 122V123H57ZM61 122V123H60ZM91 123V125H90V123ZM148 122H149V120H148ZM192 122V123H191ZM220 122V125L218 124ZM232 122V123H231ZM1 123L3 124V125H1ZM18 123V124H17ZM20 123V124H19ZM27 125H26V124ZM40 123V124H41ZM51 124L50 126H48L47 124ZM54 123V124H53ZM57 123V124H56ZM69 123H71V124H69ZM77 123H80V124H78L77 125ZM87 123H89V124H87ZM93 123V124H92ZM96 123H98V124H96ZM105 123V122H104ZM195 123H196V125H195ZM202 123H204L203 125H201ZM14 124H16V125H14ZM33 124V123H32ZM62 124V125H61ZM63 124H64V126H63ZM68 126L69 125V127L70 126H72V128L70 129L69 127H66V125ZM140 124V125H141ZM190 124V125H189ZM212 124H210V126H208L209 128L210 127H212ZM222 124H223V127L222 128H224V129H226V130H228V131H226V130H224V129H221V131H222V133L220 132V130L218 129L219 127H221L222 126ZM226 124H227V127L225 128V126H226ZM5 125V126H4ZM15 127H14V126ZM19 125H22V126H19ZM73 125H74V127H76L75 129H77V130H82L83 131V129L84 130H86V131H84V132H88L87 134H85V133H80L79 135H78V133H77V131L75 132V130L73 131ZM79 125H83V127H82V129L80 128L81 126H79ZM95 125V126H94ZM97 125H98V127H97ZM108 125V124H107ZM106 125V126H107ZM137 125V126H138ZM139 125V126H140ZM195 125V126H194ZM237 125V126H236ZM7 126V127H6ZM8 126H9V129L7 130L6 128H8ZM11 126H13V127H11ZM17 126V127H16ZM86 126V127H85ZM94 126V127H93ZM102 126H104L103 128H102ZM142 126H140L141 128H142ZM194 126V127H193ZM198 126V125H197ZM200 126H198V128L197 129H199L200 130ZM3 127V128H2ZM11 127V128H10ZM27 127V128H26ZM58 127V128H57ZM95 127H96V129H98V130H96L95 131ZM218 127V128H217ZM13 128V129H12ZM79 128V129H78ZM87 128H89V129H87ZM90 128L91 129H93V130H91L90 131ZM101 128H102V130H101ZM107 128V129H106ZM208 128V129H209ZM21 129V130H20ZM25 129V130H24ZM46 129H48V128H46ZM105 129H106V131H105ZM129 129V128H128ZM127 129V130H128ZM194 129H196V128H194ZM191 130V132L192 131H195V130ZM208 129H207V131H208ZM211 129V128H210ZM218 129V131L221 133H219V132H217V131H215V130H217ZM5 130V131H4ZM13 130V131H12ZM18 130V131H17ZM62 130H60V131H62ZM65 130H66V132H68V134L65 132ZM100 130V131H99ZM140 130H142V129H140ZM206 130V129H205ZM3 131V132H2ZM17 131V132H16ZM19 131H21L20 133H19ZM71 131H73V133H71ZM81 131V132H82ZM90 131V132H89ZM126 131V130H125ZM136 131V130H135ZM158 131V130H157ZM165 131V132H164ZM198 131V130H197ZM196 131V132H197ZM207 131H206V133H207ZM228 132V133H226V132ZM56 132V131H55ZM58 132V131H57ZM97 132H98V134H100V132H103V133H101L100 135H99V137H101V136H104L103 138L105 139H102V137L100 138L101 139V142H105V146H107L108 144V146L107 147H103L102 145H100V146H102V148H104L103 150H102V148L101 147H99V144H100V142L99 143H96L97 141H99L98 140V134H97ZM106 132H107V134H106ZM130 132V131H129ZM132 132H133V130H132ZM139 132H141V134H140V136H139V138L141 139L142 138V136H146L145 138H144V140H143V142L142 141H139V138H138V135H139V133L136 135V133L135 132H133L135 135H136V139L139 141L137 144H139L140 145V147H141V145H142V147L143 148H145L144 146L146 145L145 144V142L146 143H148V145L151 147V145L149 144L150 143V141L152 140L151 138H154L153 139V142L154 143H156V141H158V139H159V137H162L163 136V138L164 137H166V138H168V135H166V130H163V132L161 131V133H163V134H165V135H160V136H156V135H159V134H161L160 133V131H158L157 133L156 132H153V134H152V136L153 137H150L151 136V134L150 133H146V131H144V130H142V131H139ZM146 133V135H144V133ZM199 132V131H198ZM197 132V133H198ZM200 132H201V130H200ZM200 132H199V134H200ZM223 132H225V135L227 134V136L229 137H225V136H223L222 137V135L224 134ZM2 133V134H1ZM24 134V135H21V134ZM25 133H27V132H25ZM59 134H60V136H61V132H58ZM57 133V134H58ZM142 133H143V135H142ZM152 133V132H151ZM196 133V135H198L199 136V134H197ZM218 133V134H217ZM75 134V136H73ZM97 134V135H96ZM150 134V135H149ZM230 134H232L231 136L232 137H230L229 135ZM22 137H21V136ZM81 135H83V136H81ZM87 135V136H86ZM91 135H93V136H91ZM106 135V136H105ZM142 135V136H141ZM16 136V137H15ZM17 136L19 137V138H17ZM59 135H58V137H60ZM70 136V137H69ZM90 136H91V138H90ZM96 137V139H95V137ZM112 136H114V137H112ZM148 136V137H147ZM156 136V137H155ZM13 137H15V139H13ZM64 137L66 138V137H68V138H70V139H64ZM71 137H73V138H71ZM80 137H81V139H80ZM87 137H89L88 139H87ZM92 137H93V139H92ZM105 137H107V139L105 138ZM126 137H130V138H126ZM171 137V136H170ZM202 136H200V137H198V138H201ZM206 136H204V138H205ZM234 137V138H233ZM9 138H11V140L9 141V140H7V139H9ZM32 138V139H31ZM79 139V145L77 144V143H75L76 141H77V139ZM83 138H84V140H86V142L83 140ZM111 140V141H106V140H109V139ZM113 138L115 139H117V142H116V139L115 140H113ZM151 140H150V139ZM156 138V139H155ZM163 139V141L164 140H168V141H164V142H169V140H171L170 138L169 139ZM172 138V137H171ZM194 138H197L196 136L194 137ZM231 138H233L232 140H231ZM19 139V140H18ZM75 139V140H74ZM90 139V140H89ZM143 139V138H142ZM225 141H224V140ZM259 139V140H258ZM13 140V141H12ZM30 143L31 144H33V142H35L34 140H33V137H31L30 136ZM67 140V141H66ZM80 140H83L82 141V143H80ZM89 140V141H88ZM96 140V141H95ZM113 140V141H112ZM123 140V141H122ZM137 140H135V141H137ZM147 140H149V142L147 141ZM155 140V141H154ZM194 140H196V139H194ZM200 140H202V139H200ZM227 140V141H226ZM229 140H231L230 142L233 144V143H235L236 145L235 146H233V145H230L229 143L230 142H228ZM253 140H255L254 142H253ZM4 141V142H3ZM32 141V142H31ZM68 141H70V143H72V144H74V145H72V144H70V143H68ZM125 141V142H124ZM127 141V142H126ZM203 141V140H202ZM202 141H200V142H202ZM224 141V142H223ZM240 141V142H239ZM249 141V142H248ZM251 141V142H250ZM6 142L4 143L6 146L8 145V142H7V144H6ZM10 142H12V143H10ZM16 142V143H17ZM66 142V143H65ZM94 142V144H92ZM115 142V143H114ZM152 142V141H151ZM172 142V140L170 141V143ZM220 142V143H219ZM228 142V143H227ZM242 142V143H241ZM248 142V143H247ZM21 143V142H20ZM68 143V144H67ZM96 143V144H95ZM111 143V144H110ZM115 145H114V144ZM117 143V144H116ZM124 144L125 145V147H123L124 145H122V144ZM126 143H128L127 145H126ZM132 143V142H131ZM134 143V142H133ZM142 143V144H141ZM170 143H169V145H170ZM199 143V142H198ZM203 143H204V141H203ZM241 143V144H240ZM244 143V144H243ZM251 143H253V144H251ZM259 143V144H258ZM18 144V143H17ZM21 144H24V142H22ZM70 144V145H69ZM81 144V145H80ZM136 144V143H135ZM144 144V145H143ZM157 144V143H156ZM159 144V143H158ZM158 144H157V146H158ZM173 144V143H172ZM251 146H250V145ZM262 144V145H261ZM27 145V144H26ZM30 145V144H29ZM73 147H72V146ZM83 145V146H82ZM85 145H87L86 146V148H85ZM92 145V146H91ZM96 145V146H95ZM133 144H131V146H132ZM139 145H137V146H139ZM148 145H146V147H147V149H148ZM155 145V144H154ZM196 145V146H195ZM195 145H194V147L196 148V147H198L199 146V144H197V143H195ZM205 145V146H206ZM226 145H227V148H226ZM249 145V146H248ZM4 145H2L1 146V148H0V150L2 151L3 150V152H4V148L2 149V147H3ZM6 146H4V147H6ZM10 146H7L5 149H7V152H4L3 154L5 155L6 153H7V155H9L8 154V150L10 149L11 150V148H8V147H10ZM15 146H17L16 144H15ZM28 146V145H27ZM67 146H69V148L67 147ZM90 146V148H88ZM161 145H159V147H157V148H160V149H158V150H156L155 148L156 147H153V148H150V149H148L151 153H149V155L151 154H153V153H155L156 152V154L155 155H157V156H160V157H162V155L164 154V152L166 153V151H164L163 149H161V148H163V147H160ZM173 147L175 146V144L174 145H172ZM229 146H230V148H229ZM231 146H233V147H236V148H234L233 150L231 149V148H233V147H231ZM238 146H240L239 148H238ZM245 148H244V147ZM248 146V147H247ZM71 147V148H70ZM82 147L84 148L83 150H82ZM93 147H95L94 149L96 150L97 149V151H95L94 149H92ZM97 147V148H96ZM118 147V148H117ZM133 147V146H132ZM194 147H190L189 148V151L187 150V152H190V151H193L194 150ZM241 147H243V148H241ZM250 147V148H249ZM252 147V148H251ZM13 148V147H12ZM45 148H47V147H45ZM88 148V149H87ZM111 148H112V150H111ZM120 148V149H119ZM134 148H136L135 146H134ZM133 148V149H134ZM139 148V147H138ZM191 148H192V150H191ZM208 148V149H209ZM15 149V147L13 148V150ZM50 149V148H49ZM53 149V151H55ZM60 149H62V151L63 150H65L66 151V153H65V151H61ZM82 150V153L81 154H83V157H84V159H82L81 161H80V159H81V155L80 154H77V151L78 150ZM88 151H87V150ZM110 149V150H109ZM115 149H117V150H115ZM153 149V150H152ZM169 149V151H167V155L165 154V156L163 155V158H160V157H153V156H155V155H152L151 157L148 155H146L147 157H149V159H148V161L151 159V158H153L154 159V161H157V162H160L159 160L160 159H163V161H165L164 160V157L165 158H167L166 156H169L168 158L170 159V158H175V157H178V152L177 153H175L176 151V147H174V149L173 148H171L170 149V147L168 148ZM167 149V150H168ZM228 149H230V150H228ZM245 151H244V150ZM9 150V151H10ZM46 150H48V148L46 149ZM59 152H58V151ZM115 150V151H114ZM125 150V151H124ZM161 150H162V152H161ZM171 150V151H170ZM175 151L174 153L177 155H175L172 151ZM196 150V149H195ZM194 150V151H195ZM217 150V151H216ZM225 150H226V152H225ZM240 150V151H239ZM242 150H243V152H242ZM247 150V151H246ZM0 151V152H1ZM45 151V150H44ZM43 151V153L45 154H47V152H50V151H52V149H50V151H47V152H44ZM84 151V152H83ZM96 152V153H98L97 155L99 156L98 158H99V160H101V161H99L98 160V158L96 157L97 155H96V153L94 154L93 152ZM105 151H108V152H110V154L108 153V152H106L105 153ZM122 151H124V152H122ZM149 151H147V152H149ZM154 151V152H153ZM157 151H160V153H158ZM164 151V152H163ZM193 151V152H194ZM250 151H252V152H250ZM257 151V152H256ZM58 152V153H57ZM115 152L117 153L118 152V154H119V152H120V154H119V156H118V154H116L115 155ZM171 152V153H170ZM186 152V153H187ZM192 152V153H193ZM219 152V153H218ZM222 152V153H221ZM227 152H229V153H231L230 155H229V153H227ZM232 152H234V153H232ZM236 152L237 153H241V154H236ZM42 153V154H43ZM78 153H80L79 151H78ZM87 153V154H86ZM93 153V154H92ZM104 153V154H103ZM126 153V154H125ZM146 153V152H145ZM192 153H190L191 154V158L192 159H194V157L196 156V155H194L195 154V152H194V156L192 155ZM216 153H218V154H216ZM257 153V154H256ZM259 153V154H258ZM262 153V154H261ZM45 154V155H46ZM64 154H63V158L65 159L66 157H64ZM75 154H77V156L76 157H78V155H79V157L78 158H76L74 155ZM84 154H86V157H87V159H88V157H90L91 158V156L92 155H95V156H92V163H91V160H87L86 159V161H85V156H84ZM90 156H89V155ZM101 154H103V155H101ZM107 154V155H106ZM116 156V159L114 158L115 156ZM124 155V157L126 158V159H124L123 158V155ZM173 154V155H172ZM212 154V155H211ZM222 154V155H221ZM226 154H228V159H227V156H226ZM247 154V155H246ZM61 154H59V156H60ZM101 155V156H100ZM122 155V156H121ZM174 155H175V157H174ZM198 155V154H197ZM251 155V156H250ZM42 156V155H41ZM70 156H72V157H70ZM103 156H104V163L106 162V163H109V161H112L111 160V158L113 157V165L111 164V162H110V165L109 164H107V165H105L102 161H103ZM110 156H112L111 158H110ZM171 156V157H170ZM173 156V157H172ZM231 156V157H230ZM253 156H254V159H253ZM259 157V159H258V157ZM44 158H46L45 156H43ZM74 157V158H73ZM95 157V158H94ZM109 158V159H107V158ZM119 157V158H118ZM122 157V158H121ZM197 158H198V156H196ZM224 157H226V159L224 158ZM43 158V159H44ZM58 158V156H56V159ZM69 158V159H68ZM71 158V159H70ZM73 158V159H72ZM121 158V161H120V163H119V159ZM132 158H134L135 160H133ZM155 158H157V160L155 159ZM188 158H190L189 157V153H188ZM186 159V161L187 160H191V162L193 161L192 159ZM215 158H217L216 160H214ZM220 159V162L218 161L219 159ZM55 159V158H54ZM118 159V160H117ZM127 159H128V161H127ZM132 159V160H131ZM225 159V160H224ZM63 160V159H62ZM69 160H71V161H69ZM79 160V161H78ZM84 160V161H83ZM115 160V161H114ZM130 160H131V163H129L130 162ZM146 160H147V158H146ZM184 160V159H183ZM195 160H197V159H194V161ZM224 160V161H223ZM67 161V162H66ZM73 161V162H72ZM78 161V162H77ZM85 162V164L83 163V162ZM117 161V162H116ZM127 161V162H126ZM132 161H134L133 163H132ZM147 161V163H149ZM167 161V160H166ZM185 161V160H184ZM189 161H187L186 163H188ZM63 162V163H62ZM72 162V163H71ZM80 162V163H79ZM91 163V164H88V163ZM115 162V163H114ZM122 162V163H121ZM157 162H155V163H157ZM190 162V163H191ZM198 162V161H197ZM197 162H195L194 164H196ZM214 162H219L218 164V166H217V163H214ZM119 163V164H118ZM129 163V164H128ZM151 163H152V161H151ZM151 163H149V164H146V165H150ZM208 163V164H207ZM70 164V165H69ZM88 164V165H87ZM95 164V166H97ZM189 164V163H188ZM187 164V165H188ZM193 164V162L191 163V165ZM213 164V165H212ZM216 164V165H215ZM74 164H73V167L75 166ZM131 167V168H129L128 169V167L129 166ZM137 165V164H136ZM153 165V166H152ZM151 166H149V171L155 166V164H152ZM190 165V164H189ZM188 165V166H189ZM215 165V166H214ZM61 166H59L60 167V169H62L61 168ZM66 166V167H67ZM96 167L95 168V170H97V169H99L100 167L102 168L103 166H100V167ZM113 166V167H112ZM118 167V168H116L115 170L117 171H115V170H112L111 172H108V174H114L113 173V171H115L116 173H115V176L114 177H116V174H117V176L120 178H122L123 176H121V175H124V172H125V175H126V178H125V180H123V181H125V182H122V185L123 186H126V184H124V183H126L127 181H128V179L130 178H128V176H130L131 175V173H130V175H127V171H125L124 170V172L122 173L121 172V170L119 169V168H121V169H123L125 166H123V168L122 167ZM197 166H199V164L197 165L196 164V167ZM202 166H201V168H202ZM70 167H72V166H70ZM73 167L71 168V169H73ZM84 167V168H85ZM106 167V168H107ZM112 167V168H111ZM147 168L145 169V167H144V169H145V171L148 169V166H146ZM151 167V168H150ZM190 167H195L194 165L193 166H189V170H193V168H191L190 169ZM210 167V168H209ZM212 167H214V168H212ZM216 167V168H215ZM69 168V167H68ZM75 168V167H74ZM132 171H131V170ZM102 170V169H101ZM136 170V169H135ZM139 170V168H137V171ZM219 170H221V171H219ZM98 171V173H99V175L101 174L102 175V173H103V171H101V172H99V170H97ZM97 171H96V175H98V173H97ZM120 171V172H119ZM137 171H135V172H137ZM152 171V170H151ZM151 171H150V173L148 174L147 173V175H150L151 174ZM214 171H216V172H214ZM217 171H219V173H220V175L218 176V174H216L217 173ZM146 174V173H145ZM101 175H100V177H101ZM110 175H107V177L108 176H110ZM112 175H111V179L113 178L112 177ZM125 175H124V177H125ZM191 175V174H190ZM106 176V175H105ZM97 177V176H96ZM102 177H104V176H102ZM101 177V178H102ZM1 178V177H0ZM120 178V179H121ZM128 178V179H127ZM176 179H174L175 180V182L178 184V186L177 185H175L176 187H173V188H175V190L174 189H172V190H174L175 192H176V188L177 189H179L180 190V188H181V190H183V191H186L187 193L189 192V193H192L191 192V190L189 189V191H187L188 190V188H191L192 190H193V192L195 193V190H199V192H200V188L198 187V189H197V187L196 188H192V187H195V184H196V186H201V182L203 181V179L202 178H200V180H201V182L200 183H198L197 182V180H195V179H193V178H191L190 179V177L188 178H183V177H181V176H178V177H175ZM261 178V179H260ZM97 179H99L98 177H97ZM177 179L178 180H180V181H177ZM183 179V180H182ZM189 179V180H188ZM208 179H210L211 180V177H210V175H209V177H208ZM122 180V179H121ZM187 182H190V183H186V184H184L186 181ZM193 180H195L194 182H193ZM215 180V181H216ZM0 181H2V180H0ZM3 181H5V179L3 180ZM130 181V180H129ZM128 181V182H129ZM198 181H199V179H198ZM209 181V180H208ZM6 182V181H5ZM109 182V181H108ZM128 182H127V184H128ZM131 182V181H130ZM130 182H129V184L127 185V186H129L130 185ZM174 182V183H175ZM179 182V183H178ZM182 182H184V183H182ZM107 183V182H106ZM109 183H112L111 181L109 182ZM173 183V184H174ZM175 183V184H176ZM181 183H182V186H186L185 187V189L186 190H184V189H182V187L180 186L181 185ZM194 183V184H193ZM108 184V183H107ZM106 184V186H108ZM198 184V185H197ZM200 184V185H199ZM1 185V184H0ZM5 185V184H4ZM4 185L2 184L1 185V189L0 190H2V192L0 191V196H4L5 197V195L7 196V194L9 193L8 192V190L10 189H6L7 187H4ZM111 185V184H110ZM110 185L108 186V187H110ZM113 185V184H112ZM6 186V185H5ZM191 186V187H190ZM258 186V187H257ZM261 186V187H260ZM108 187H106L107 188V190H109V188ZM183 187V188H184ZM188 187V188H187ZM202 187H204V186H202ZM6 189V190H4V189ZM12 189H16V187L14 188V187H11ZM19 188L20 189H22L21 187H18V185H17V189L18 190H12V189H10L13 193L16 191V193H19V192H21L22 190H24V189H22V190H20L19 191ZM110 188H113V186L112 187H110ZM207 188V187H206ZM218 190H217V189ZM258 188V190H256ZM114 189V188H113ZM112 189V190H113ZM209 189V188H208ZM261 189V190H260ZM24 191H27V190H24ZM24 191H22V192H24ZM111 191V190H110ZM178 191V190H177ZM202 191V190H201ZM7 192V193H6ZM21 192V194H23ZM128 192V191H127ZM172 192V191H171ZM180 191H178V192H176V193H173L174 195L176 194L177 195V197H179V195L181 196V194H183V192L181 193H179ZM197 193H198V191H196ZM219 192V193H218ZM26 193V192H25ZM122 193V195H123V192H121ZM158 193V192H157ZM5 194V195H4ZM21 194H20V197H22L21 196ZM27 195H28V193H26ZM155 194H156V192H155ZM19 195V194H18ZM18 195H17V197H18ZM175 195V196H176ZM198 195V194H197ZM14 196L16 197V194H14ZM54 196H56V194L54 195ZM54 196H52L53 198H55ZM156 196V195H155ZM158 196V195H157ZM157 196L156 197H153V200H156V201H159V202H161L162 203V200H163V198L159 195L158 196V199H157ZM163 196V195H162ZM172 196V195H171ZM191 195H189V197H190ZM192 196H193V194H192ZM20 197H18V198H20ZM25 198H26V196H24ZM51 197V198H52ZM126 197V196H125ZM176 197V198H177ZM188 197V196H187ZM187 198V199H189V202L188 203H186V206H187V204H189L193 199H195L194 197H196V196H193V198ZM61 197H56L54 200H55V204H57V205H55L53 202H52V204H50L51 203V201H49V203H48V201L47 202H45V203H47L48 204V207H46L47 206V204H45V203H43L44 205H40L39 206V204H37L38 205V207H36V208H38L37 209V211H31L32 209H33V207H32V209L31 210H27L28 212H26L25 211V213L23 212V214L21 213H19V214H16V213H18V212H16V213H14L16 216V221H14V216H13V214L11 215V217H10V215L9 214H11L10 212H11V210H9V209H7V211L6 212H4L5 210V208H3V207H5L4 205H3V207L1 206L0 207V218L2 219H0V221L2 222H0V264H84V263H81V261L82 262H86V264H92L93 262H95V263H93V264H97V262H98V260H100V258H103V253H104V248H103V252H102V254L101 253H99L100 252V250H101V246L100 245H98V240H97V238H95V232L93 231V229H90V227L89 228H87V224L88 223H85V221H84V223L86 224V226H85V224H83V226H85L86 228H87V230L86 231H84L82 228H83V226L81 225H76L75 224V227H74V220L76 221V219L78 218L79 219V216H77V215H74V216H76V217H72V216H69V215H67V214H62L61 212H64L65 211V209L63 210V211H60V210H58V211H56V209L57 208H59V209H63L62 207H64L65 206V202L64 201H67L66 199L68 198H65L64 200H63V198H62V200L60 199ZM209 197H207L206 199H205V201L206 200H209L208 199ZM234 198V199H233ZM56 199H60V200H58V201H56ZM172 199L174 200L175 198H174V196H172ZM190 199H192L191 201H190ZM21 200V199H20ZM23 200H25L24 198H23ZM22 200V201H23ZM27 200H29V199H27ZM53 200V199H52ZM53 200V201H54ZM175 200H178V199H175ZM234 200V202H232V203H235V205L234 206H230V208L229 207H227V208H225V206H229V204H231V202H229V201H233ZM31 201V200H30ZM62 201H63V203H65L64 205H62V207H61V204H63L62 203ZM84 201V200H83ZM188 201V200H187ZM61 204H60V203ZM85 202V203H84ZM83 203L84 204H86V207L84 206V207H81L80 209H84V210H88V206H90L91 207V209L93 208V207H95L94 205H93V207H92V205L91 204H93L92 203V201H90V202H87V201H84ZM207 202V201H206ZM27 203H30V202H28L27 201ZM32 203V202H31ZM226 203H229L228 205L226 204ZM41 204V203H40ZM108 203H105L104 205H107ZM193 204V202H191L190 204H189V207L191 206ZM223 204V205H222ZM237 204V205H236ZM52 205V206H51ZM55 205V207H53ZM9 206V205H8ZM7 206V208H9ZM49 206H50V208H49ZM100 206H101V204H100ZM108 206H110L111 207V205H107V206H105V208H107ZM215 206L216 205H214V210L216 209L215 208ZM222 206H223V208H222ZM52 207V208H51ZM61 207V208H60ZM66 207H68V205L66 204ZM101 207H103V206H101ZM100 207V208H101ZM110 207H108V208H110ZM163 207H165V206H163ZM162 206H160V209H162L163 208ZM246 207V208H245ZM3 208V209H2ZM47 208H49V209H47ZM55 208V209H54ZM65 208V207H64ZM100 208H99V210H100ZM104 208V207H103ZM103 208H101L102 210H101V212L103 213ZM104 208V209H105ZM107 208V209H108ZM118 208V207H117ZM217 208H218V206H217ZM235 210H234V209ZM40 209V210H39ZM45 209V210H44ZM47 209V210H46ZM96 209V208H95ZM110 209H112V208H110ZM143 209H146V210H148L147 208H143ZM165 209V208H164ZM213 208H211V210H212ZM223 209V210H222ZM35 210V209H34ZM82 210H79L80 211V213L82 214V215H84V212L82 211ZM97 210H98V208H97ZM96 210V211H97ZM99 210L97 211V212H99ZM145 210V211H146ZM211 210L209 211V212H211ZM212 211V213H214L215 211ZM216 210V211H217ZM9 211V212H8ZM42 213H41V212ZM51 211V212H50ZM60 211V212H59ZM83 213H82V212ZM93 212L91 213V211L89 210V212L92 214V217L95 215L94 214V210H92ZM108 211H109V209H108ZM107 210H105L104 212H108ZM142 211V210H141ZM144 210L142 211V213L141 214H138V217H139V215H142L143 213V217L144 218H146V219H143V220H146V221H144L145 223H146V225H145V223H144V225L145 226H147V229H146V227L145 226H143L145 229H144V231L145 232H148V233H145L144 231H141V230H143V227L141 228L140 226H137V227H139V228H137L138 230H140V233H139V231H138V233L139 234H149L150 232H152V230L151 229H156L160 224H163L164 223V221L165 220H162L163 221V223H162V221H160V218H158V219H155V217H156V214L155 215H153V214H151L150 212H151V210L149 209V213H150V215L155 219H151L150 221H149V219L150 218H152L151 216L149 217L148 216V212L146 211L145 212ZM12 212H13V210H12ZM15 212V211H14ZM33 212V214H29V213H32ZM40 215H38L37 216V213ZM49 212V213H48ZM59 212V213H58ZM67 212V211H66ZM86 212V211H85ZM88 212V211H87ZM87 212H86V215H87V218H88V216H89V219H91V221L92 220H94L92 217H91V214H87ZM97 212H95L96 214H98ZM110 212V211H109ZM111 212H113V213H115L116 212V208L113 210V211H111ZM110 212V213H111ZM140 212V211H139ZM2 213H3V215L5 216H3L2 215ZM6 213V214H5ZM9 213V214H8ZM29 214V216H28V214ZM34 213H36V216H34ZM52 213V214H51ZM78 213V211H75V214H77ZM102 213H101V215L100 214H98V217H97V215H95V217H97L95 220L96 221H92V223L93 222H98V223H101V221L103 222L105 219H103L106 215H108V214H106L105 213V216H104V214H103V216H102ZM112 213V214H113ZM177 212H175V214H176ZM222 213V214H221ZM24 214H26V215H24ZM49 214V215H48ZM55 216H54V215ZM56 214H58V215H56ZM79 214V213H78ZM81 214H80V216H81ZM178 214V213H177ZM175 215V218H173V219H175L174 220V223H173V221L171 222V223H173V226H175L174 227V229H173V226H172V224H170V227L172 226V228H170L171 230L173 229V231H175L177 228V230H176V232L177 231H179L180 229H183V225H181V223L183 222V221H181L180 219H182V218H180V216H182V214L179 212V215ZM218 214V213H217ZM18 215V216H17ZM20 215H24L25 216V218L23 217V216H20ZM70 215H73V214H70ZM101 217H100V216ZM173 214H171V216H172ZM12 216H13V218H12ZM19 216H20V218H19ZM30 218H28V217ZM34 218H33V217ZM43 216H45V217H43ZM60 216H61V218H60ZM137 216V215H136ZM155 216V217H154ZM18 217V218H17ZM36 217H37V220H36ZM55 217V218H54ZM60 218V219H58V218ZM137 217V218H138ZM173 217H174V215H173ZM5 218H7L6 220H7V222L5 223L4 222V220H5ZM24 218V219H23ZM32 218V219H31ZM39 218H41V220L39 219ZM47 218V219H46ZM106 218V217H105ZM131 218V217H130ZM130 218H128V221L130 220ZM180 218V219H179ZM221 218V219H220ZM4 219V220H3ZM27 219L28 220H30L29 221V223H28V221H27ZM40 221H39V220ZM50 219V220H49ZM58 219V220H57ZM81 219V218H80ZM80 219H79V221H80ZM85 219V218H84ZM100 219H102L101 221H98V220H100ZM148 219V220H147ZM172 219V220H173ZM10 220V221H9ZM19 220V221H18ZM32 220L35 222H32ZM83 220V216H82V219H81V221ZM87 220V219H86ZM127 219H125V221H126ZM213 220V221H212ZM216 220V219H215ZM9 221V222H8ZM12 221H14V222H12ZM24 221V222H23ZM37 221H38V223H37ZM44 221H45V223L47 224L49 221V224L51 225H49V224H44ZM57 221V222H56ZM62 222V224L60 225V223H58V222ZM78 220L76 221V222H79ZM88 221V220H87ZM156 221L157 222H161V223H158V225H157V227L155 228L154 226H156ZM223 221V222H222ZM11 222V223H10ZM20 222V223H19ZM27 222V223H26ZM30 222H32V223H30ZM41 222V223H40ZM53 222H55V223H57L58 225H56L55 223H53ZM83 222V221H82ZM151 222H152V224H151ZM179 222V223H178ZM181 222V223H180ZM13 223V224H12ZM23 223V224H22ZM40 223V224H39ZM43 223V224H42ZM91 222H89V224H90ZM91 223V224H92ZM148 223V224H147ZM155 223V225L154 226H152L153 224ZM227 223V224H226ZM4 224V225H3ZM10 224V225H9ZM17 224H19V225H17ZM28 224H30L29 226H27ZM35 224H37V229H36V226H35V228H33L34 226L33 225H35ZM39 224V225H38ZM52 224H53V227H52ZM54 224H55V226H54ZM88 224V225H89ZM90 224V225H91ZM124 226V227H122V225ZM120 225H121V228H117V230L119 229V231H117V232H113V228L111 227L110 229H112V230H108V231H112V233L111 234H113V233H118V234H113V235H108L109 237H110V239H107L108 241H111V240H113V241H115L114 243H113V241H111L112 242V244L111 245H114V247L116 246V245H120L122 242L124 243V240L123 241H121L120 243L118 242L117 243V240L115 239V238H117L118 237V235L119 234H122L123 233V231H125V223L123 224V223H121ZM151 224V225H150ZM175 224H180V227H179V225L177 226V225H175ZM3 225V226H2ZM7 225V226H6ZM12 225V226H11ZM17 225V226H16ZM20 225H21V227H20ZM24 225H26V226H23ZM45 227H44V226ZM164 225H165V227H166V224L164 223L163 225H160L159 227L161 228L160 229V231L157 233V234H161V235H155V236H158L159 238L160 237H162V231L164 230ZM224 225V226H225ZM16 226V227H15ZM41 226V228H39L40 229V231H39V229H38V227H40ZM48 226V227H47ZM60 226V227H59ZM61 226H63L62 228H61ZM152 227L151 229H150V227ZM177 226V227H176ZM182 226V227H181ZM203 226V225H202ZM215 226H217V227H215ZM44 227V228H43ZM51 227V228H50ZM79 227H81V228H79ZM117 227H120V226H117ZM149 227V228H148ZM154 227V228H153ZM159 227L157 228V229H159ZM162 227H163V229H162ZM229 227V226H228ZM234 227V228H233ZM24 228H25V230H24ZM48 228V229H47ZM50 228V229H49ZM58 230H57V229ZM64 228V229H63ZM66 228V229H65ZM123 228H125L124 230H123ZM29 229V230H28ZM35 229H36V231L37 232H35ZM60 229H62V230H60ZM82 229V230H81ZM85 229V228H84ZM150 229V230H149ZM168 230L170 233H168V237H169V235H170V238L172 237V234L174 233H172V231L171 230ZM32 230V231H31ZM50 230H52V233H51V231ZM115 230V229H114ZM121 230V231H120ZM123 230V231H122ZM147 230V231H146ZM199 230H200V228H199ZM203 230V231H202ZM54 231V232H53ZM62 231V232H61ZM39 232L42 234H45V235H41V237L39 236ZM50 232V233H49ZM86 234H85V233ZM120 232V233H119ZM130 232V231H129ZM129 232H126L125 234H126V236H131V234H129ZM131 232H133L132 230H131ZM143 232V233H142ZM175 232V234H177ZM180 232V231H179ZM179 232H178V234H179ZM27 233V234H26ZM36 233H37V235H36ZM53 233H54V235H53ZM56 233V234H55ZM62 235H61V234ZM87 233L88 234H90L89 236H92V239L94 240V238L96 239V241H94L95 243H93V245H92V243L91 242H93V240L90 238V237H88L87 239H86V236H88L87 235ZM93 233H94V236H93ZM47 234V235H46ZM85 234V235H84ZM92 234V235H91ZM124 234V233H123ZM151 234V233H150ZM149 234V235H150ZM181 234V233H180ZM241 234H243L242 236H241ZM145 235H143L144 237H145ZM174 235V234H173ZM26 236V237H25ZM44 238H43V237ZM47 236V237H46ZM62 236H63V238H62ZM70 237V239L68 240V238ZM79 236V237H78ZM107 236V237H108ZM143 236H141L142 237V239H140V238H133V237H131V238H129L130 239V241H127V240H129L128 238L126 239V241L127 242H131V244H133L134 243V245H131L130 246V244L128 245V246H130V249H122L120 252H122L121 254H123V252L125 251V254H126V251H130L131 250V247H133V246H135L137 243H139V242H141V240L142 241H144L145 240V238H143ZM146 236H148V235H146ZM178 236V235H177ZM188 236V237H187ZM224 236V237H223ZM237 236V237H236ZM48 237H51L49 240H48ZM64 237H66V239L64 238ZM84 237V238H83ZM97 237V236H96ZM150 237V236H149ZM184 237H185V239H184ZM26 238V239H25ZM42 238L43 239H45L44 240V243L43 242H41L42 241ZM76 238V239H75ZM170 238H168V241L170 240ZM187 238V239H186ZM206 238V239H205ZM99 239V238H98ZM131 239H135L136 241H139V242H137L136 244H135V241L133 242ZM139 239V240H138ZM150 238H148L147 237V239L144 241V243H142V244H138V245H136V246H138V247H134V248H132L133 250H131V251H135L137 254L139 253V252H141V251H139L141 248H142V250H144L145 251V248H147L148 249V247H145L146 245H147V242L149 243V240ZM51 240H52V242H51ZM86 240H88V241H86ZM90 240V241H89ZM92 240V241H91ZM173 240H174V237H173ZM73 243H72V242ZM85 241V242H84ZM100 241V240H99ZM171 241V242H170ZM169 242H170V245H171V248L169 249V247H168V249L169 250H171L172 249V246H173V244H175V242L174 241H172V239L170 240ZM69 242H70V244H69ZM86 242H87V246L90 248H92V250H96L97 249V251H98V253L95 251H92L91 250V248L90 249H88L87 248V246H86ZM96 242H98L97 243V245H96ZM39 243H43V247H41L42 249H40L39 247ZM49 243V244H48ZM52 243V244H51ZM56 243V244H55ZM75 243V244H74ZM85 243V244H84ZM90 243V244H89ZM117 243V244H116ZM126 243V242H125ZM146 243V244H145ZM172 243V244H171ZM79 245V250H76L75 251V248L74 249H72L73 247L72 246H74V245H76V249H78V245ZM99 244H101V242L99 243ZM126 244H128V243H126ZM52 245V246H51ZM54 245V246H53ZM55 245H57V246H55ZM90 245V246H89ZM118 245V246H119ZM142 245H143V247H142ZM145 245V246H144ZM44 246H45V248H44ZM47 246V247H46ZM50 246V247H49ZM83 246V247H82ZM96 246H98V247H96ZM120 246H123V244L122 245H120ZM167 246H169V245H167ZM167 246L165 247V249L164 250H168V249H166L167 248ZM55 247H58L57 249H55ZM69 247V248H68ZM75 247V246H74ZM95 247V248H94ZM140 248V249H139ZM47 249V250H46ZM59 249V250H58ZM73 250V252H72V250ZM83 249H85L86 251H87V249L89 250V251H87V252H89V254L88 255H91L92 254V252H93V254H94V257L92 258V257H88L87 256V253L85 252V251H83V252H81ZM117 249V248H116ZM115 248L109 253V257H107L106 259V261L108 262V263H106V262H102V259L99 261V262H102V263H106V264H112V262L114 261H112L111 262V260H112V258L113 259H115V257H116V259H117V257L118 256H112V252H115L116 251V253L118 252V249L116 250ZM138 249V250H137ZM146 249V250H147ZM162 249V250H163ZM173 249H174V247H173ZM176 249V248H175ZM174 249V250H175ZM42 250H43V252H42ZM77 251H78V253H77ZM92 251V252H91ZM130 251V252H131ZM172 251V250H171ZM171 251H170V254H172L171 253ZM72 252V253H71ZM80 252V253H79ZM134 252V253H135ZM148 252V251H147ZM173 252V254H174V251H172ZM77 253V254H76ZM83 254V256L84 255H86V257H88L89 259V263L85 260V259H83L82 257V254ZM106 253V252H105ZM131 253H133V252H131ZM130 253V254H131ZM93 254H92V256H93ZM98 254V255H97ZM115 254V253H114ZM124 254V255H125ZM129 254V253H128ZM143 255H145L146 254V252H144V253H142ZM148 254V253H147ZM146 254V255H147ZM169 254V256H167V257H169V258H167V260H169L171 257H172V259H170V261H167V264H175L174 263V260H173V254L172 255H170ZM79 255V256H78ZM95 255L96 256H98V257H100V258H98V257H95ZM101 255H102V257H101ZM139 255V254H138ZM110 256H112V258L110 257ZM140 257L142 256L141 254L139 255ZM138 256V258H139V260H141L140 259V257ZM79 259H78V258ZM85 257V258H86ZM39 260H38V259ZM96 258V259H95ZM108 258L110 259V260H108ZM128 258H132V256H128ZM143 258V257H142ZM163 258V257H162ZM71 259H74V260H72L71 261ZM127 259V258H126ZM38 260V261H37ZM83 260H85V261H83ZM95 260V261H94ZM138 260V259H137ZM138 260V261H139ZM162 259L160 258V261H159V259L156 261L158 264H160V263H165L164 261L166 260V258L164 259V261L162 260ZM71 261V262H70ZM78 261V262H77ZM142 261V260H141ZM140 261V262H141ZM98 262V264H100ZM101 263V264H102ZM139 263V262H138ZM138 263H136V264H138ZM142 263V262H141ZM156 263V264H157ZM166 264V263H165ZM184 264V263H183Z\"/></svg>",
  "mask_w": 264,
  "mask_h": 264
},
{
  "label": "bare ground",
  "instance_id": "bare-ground-1",
  "mask_svg": "<svg viewBox=\"0 0 264 264\" xmlns=\"http://www.w3.org/2000/svg\"><path fill=\"white\" fill-rule=\"evenodd\" d=\"M122 1V0H121ZM132 1V0H131ZM136 1H139L138 3H140V0H136ZM135 0H134V7L132 8V9H134L135 8V10H136V7H135V2H136ZM157 1V0H156ZM161 1V0H160ZM165 1V0H164ZM164 1H162V2H164ZM170 1V0H169ZM174 0H171V2H169L168 4H169V6H168V4L166 3V5H167V7H164V9L165 8H167V9H165V11H169L170 13H171V7H170V5H172L173 6V9H174V7L176 6V5H178V3H180L181 5H182V7H185L184 5L186 4V6L188 5L185 1H188V0H175L174 2H173ZM184 1L185 3L184 4H182V2ZM193 1V0H192ZM196 1H198V0H196ZM202 1V3H205V2H207V1H212V0H200V2ZM204 1V2H203ZM219 1V0H218ZM218 1H217V3H218ZM223 1H226V0H222V2ZM229 2H230V0H228ZM228 1H226L227 3H220L219 5H220V7H222L223 6V4H225V5H233L235 2H233V0L230 2L231 4H228L229 2ZM235 1V0H234ZM245 1V0H244ZM260 1V0H259ZM263 2L260 4L261 5V7H263V9H264V0H262ZM123 2H125V1H123ZM128 0L124 3V4H128ZM154 2H155V0H154ZM153 2V3H154ZM158 2H159V0L157 1V4H156V2L154 3V4H156V11H158V10H164V9H162L161 7L162 6H165V5H162L160 8L161 9H158L157 10V6H158ZM191 2V1H190ZM195 2V1H194ZM194 2H191L192 4L194 3ZM220 2V1H219ZM250 2V1H249ZM109 3V2H108ZM107 3V4H108ZM176 3V4H175ZM198 3V2H197ZM209 2H207V4H208ZM216 3V2H215ZM214 3V4H215ZM241 3H243V2H241ZM110 4H113V3H110ZM123 4V3H122ZM123 4V5H124ZM145 4H146V2H145ZM149 4V3H148ZM151 4V3H150ZM161 4V3H160ZM175 6H174V5ZM180 4H179V9H180ZM190 4V3H189ZM206 4V3H205ZM207 4H206V6H207ZM214 4H212L213 6H214ZM245 4H247V3H245ZM144 5V4H143ZM153 5V4H152ZM194 5V4H193ZM209 5L212 7V5L209 3ZM208 5V6H209ZM122 6V5H121ZM136 6H137V4H136ZM149 6V5H148ZM201 6V5H200ZM216 6H217V4H216ZM235 5H233V7H234ZM239 6H241V5H239ZM246 6V5H245ZM250 6H251V3H250ZM113 7H114V5H113ZM203 7V6H202ZM237 8H238V6H236ZM242 7V6H241ZM105 8H106V6H105ZM150 8V7H149ZM153 8V9H154ZM188 8H190V5H189V7ZM192 8V7H191ZM204 8V7H203ZM202 8V12H203V9ZM205 8H207V7H205ZM217 8V7H216ZM216 8H213V9H208V10H210V11H212V12H214V9L216 10ZM251 8V7H250ZM260 8V7H259ZM61 6L58 4V1L57 0H49V2H47V1H45V0H21V2L19 1V0H0V74H1V72L7 67V66H10L9 65V63H10V60H9V55H8V53H9V51H10V48L12 47V45H14V44H18L19 46L21 45L22 46V44H27L29 41H33L35 38H37L36 40H38V37H43V35H44V33L46 32V31H49V30H54L55 29V27H56V25H58V22H59V20L61 19L60 17H61ZM114 9H116V8H114ZM137 9H140L139 7L137 8ZM154 9V10H155ZM175 9L176 10H178V8H177V6L175 7ZM199 9H201V7L200 8H198L197 9V7H196V9H195V7H194V9L193 10H188V12L189 11H191L193 14L195 13V11L194 10H199ZM224 9H225V7H224ZM224 9H222L223 11V13H225L226 14V11L224 12ZM240 9V8H239ZM262 8L260 9V10H263ZM217 10H218V8H217ZM216 10V11H217ZM226 10V9H225ZM230 10V9H229ZM242 10V9H241ZM244 10V9H243ZM259 10V9H258ZM108 11V10H107ZM122 11H123V9H122ZM165 11H163L164 13H165ZM173 12L175 11V10H172ZM179 11V10H178ZM178 11H175L176 12V15L178 14V13H180V16H178V19H181L182 18V20H183V18L185 19L184 21H185V23L184 22H181L180 20H178L177 19V17L176 16H174L175 17V20H173V19H171V18H167V16L169 15V12H167V13H165V15L166 16H163L164 17V19L165 20H167V19H170V20H173L174 22H175V24H174V22L173 21H171V22H169V23H171V24H169V25H172V24H174L173 26L175 27V25H176V23L177 22H180L181 24L182 23H184L183 25H187L188 27H190V23H191V25H193V21H194V19L193 18H195L196 19V17H197V22H198V20H200V21H203V19L201 20V16L199 17V16H197V14L195 15L194 14V16L193 15H191L192 13H190V15L192 16V18L190 17V16H187L186 18H185V16L187 15V14H185V16H184V13H188V12H184L185 10H180L179 12ZM194 11V12H193ZM201 10H199L198 12H199V14L201 13L200 12ZM210 11H207V9H206V13L207 12H210ZM232 11V10H231ZM248 11V10H247ZM130 12H131V9H130ZM148 12L149 13H151V12H153V11H151V8H150V11L148 10ZM147 12V13H148ZM155 12V11H154ZM220 12V11H219ZM228 12V11H227ZM230 12V11H229ZM246 12V11H245ZM114 13V12H113ZM112 13V14H113ZM125 13V12H124ZM127 13V12H126ZM139 13V12H138ZM148 13V15L150 16V17H152V14H149ZM161 14H162V12H160ZM189 13H188V15H189ZM215 13V12H214ZM243 13V11H241V14ZM248 13H249V11H248ZM263 13V12H262ZM101 14V13H100ZM130 14V13H129ZM129 14H125V19H127L126 17L128 16V18H129V16H130V19H128V20H130V21H132L131 20V18H132V16L131 15H129ZM146 14V13H145ZM158 14H159V12H158ZM160 14V15H161ZM172 14V13H171ZM175 14V13H174ZM221 14V13H220ZM219 13H218V15H220ZM250 14V13H249ZM106 14H104V16H105ZM123 16H124V14H122ZM132 15H133V13H132ZM147 15V14H146ZM146 15H144V16H146ZM154 15V14H153ZM158 16V19L160 18V20L161 19H163V18H161V16ZM215 19H214V17H213V20L214 21H210V23H212L213 22V24H211V26L213 27V28H215V30H216V26L218 27V25L221 27V24L219 23V22H221L222 20H223V18L225 19V17H222L221 15L219 16V17H222V19H221V21H218L217 19L219 18V17H217L218 15L215 13ZM245 15V14H244ZM107 16V15H106ZM134 17L136 16V14L135 15H133ZM140 16L142 17V14H140ZM143 16V17H144ZM224 16V15H223ZM241 16H243V15H241ZM108 17H109V15H108ZM115 17V16H114ZM117 17V16H116ZM119 17V16H118ZM149 17V18H150ZM154 17V16H153ZM170 17H172L171 15H170ZM180 17V18H179ZM198 17H199V19H198ZM87 18V17H86ZM101 17H99V19H100ZM104 18V17H103ZM107 18V17H106ZM138 18H139V16H138ZM149 18H145L146 20L147 19H149ZM167 18V19H166ZM173 18V17H172ZM188 18L190 19V21L188 20ZM202 18H204V17H202ZM82 19H83V17H82ZM92 19L94 20V18L92 17ZM116 19V18H115ZM118 19V18H117ZM121 19H123V17L122 18H120V20ZM135 19H137V18H135ZM142 19H144V18H140V20H142ZM144 19V20H145ZM158 19L157 20H155V21H158ZM176 19H177V22H176ZM192 19H193V21H192ZM206 18H204V20H205ZM84 20V19H83ZM96 20V19H95ZM98 20V19H97ZM102 20H105V18L104 19H102ZM102 20H100V22L102 21ZM119 20V19H118ZM139 20V19H138ZM145 20V21H146ZM152 20V19H151ZM151 20H149V21H151ZM188 21V24H187V21ZM208 20H210V18L208 19ZM212 20V19H211ZM215 20H216V22H215ZM220 20V19H219ZM127 21V20H126ZM130 21L128 22V23H130ZM155 21L154 22H150L151 24V26L152 25H154L153 23H155ZM163 21V20H162ZM196 21V20H195ZM218 21V22H217ZM227 21H229V20H223L222 21V25H223V23L225 22H227ZM118 22V21H117ZM120 22V21H119ZM133 22H136L137 24H140V23H138L137 21H134V19H133ZM144 22V21H143ZM167 22V21H166ZM173 22V23H172ZM206 23H207V21H205ZM205 22H201L202 24L199 26V27H203L202 25L203 24H205ZM96 23H97V21H96ZM99 23V22H98ZM102 23H104V24H102V27H100V29H98V27L96 28L97 29V31L99 30H101V28L102 29H105V27H108V26H106L105 25V23L106 22H102ZM159 23V22H158ZM158 23H156V24H158ZM195 23V22H194ZM208 23H209V21H208ZM218 23V25H216ZM79 24V23H78ZM82 24H83V22H82ZM116 24H118V23H116ZM144 25H146L145 23H143ZM163 24V23H162ZM165 24H168V23H165ZM178 24V23H177ZM180 24V25H181ZM200 24V23H199ZM199 24H197V26L199 25ZM216 26H215V25ZM84 25V24H83ZM86 25H89V24H86ZM92 25V24H91ZM105 25V27H103ZM119 25V24H118ZM128 25V24H127ZM129 25H131V24H129ZM133 25V24H132ZM131 25V27H134V25L132 26ZM149 25V26H150ZM164 25V24H163ZM169 25L167 26V25H164V29H167V30H165V31H168L169 32V30H168V28L167 27H169ZM195 26H196V24H194ZM193 25V26H194ZM206 25H208V24H205V28L207 27ZM215 27H214V26ZM78 26H80V25H77V27ZM95 25H93V27H94ZM98 26V25H97ZM112 26H113V24H112ZM143 26V25H142ZM142 26H140V28L142 27ZM148 25H146V26H144V27H142V29H144L145 27H147ZM150 26V27H151ZM155 26H157V25H155ZM155 26L153 27V29L155 28ZM160 26V25H159ZM167 26V27H166ZM173 26H171L169 29H174L173 28ZM209 26V25H208ZM92 27V26H91ZM93 27H92V29H93ZM115 28H116V26H114ZM138 28H139V26H137ZM158 27V26H157ZM182 27V26H181ZM188 27H185L184 26V28H188ZM192 27V26H191ZM190 27V29H191V32H194V31H196L197 32V30H198V27H194L193 29H196V30H192V28ZM212 27H208V28H204L205 30H206V32H207V29H209L208 30V32L210 31V28H211V30H212ZM219 27V28H220ZM52 28V29H51ZM83 28V27H82ZM160 28V27H159ZM176 28V27H175ZM221 28H223V27H221ZM79 29V28H78ZM88 29V28H87ZM91 29V30H92ZM134 29V28H133ZM152 29V30H153ZM158 29V28H157ZM163 28H161V30L163 31L164 30ZM190 29L188 30V31H190ZM203 29V28H202ZM203 29V30H204ZM84 30V29H83ZM90 30V29H89ZM93 30H95V27H94V29ZM117 30H118V27H117ZM122 30V29H121ZM145 30V29H144ZM200 30V29H199ZM198 30V31H199ZM203 30H201V32L205 35H201V33L198 35L197 33L196 34H194V33H191V34H193V38H194V40H195V37H198L197 38V40H198V42L200 43V39L203 41L204 39H202V38H200L199 39V36L201 35L202 37H208V34H205V32L203 31ZM221 30H223V29H221ZM221 30H219V31H221ZM76 31H77V29H76ZM98 31V32H99ZM102 31L104 32V30H101L100 31V33H102ZM113 31H116V30H113ZM120 31V30H119ZM131 32H132V30H130ZM140 32H141V30H139ZM139 31L137 32V33H139ZM150 30H148V32H149ZM155 31V29L152 31V32H154ZM174 31V30H173ZM213 31H214V29H213ZM79 32V31H78ZM85 32H86V30H85ZM98 32H96L94 35H96ZM126 32H127V30H126ZM143 32V31H142ZM141 32V33H142ZM152 32H149V33H151L149 36L148 35H145L147 32H145V34H143L142 33V37H144V35L145 36H147L148 38L146 39L145 38V40H147L146 41V45H145V43H143L145 46H143V45H141L142 46V48L141 47H139L140 49H142V50H140V49H138V46H136L137 47V50H135V51H133L134 49H136V47L135 46H133V42L131 43L132 44V48L133 47H135L132 51H133V53H131V55H129V56H133V54H137V52L136 51H138L139 53H140V51H141V53L138 55L137 54V58H136V56H134L135 58H136V60H138V62L137 61H135L134 60V62H131V63H136L137 65H139L140 63L141 64H146L147 62L146 61H148V64L150 63H152V62H154L153 64H154V67L155 68H157L158 70H160V72L159 73H161V75L158 73V76H160V83H167V85L168 86H170L171 84H172V86L173 87H175L176 86V84H173V83H171L170 82V80H172V79H168V81L166 80L167 78H173V77H171L172 75H170V76H167L166 74H169V73H166L165 71H164V66H163V68H160L159 69V67L160 66H155V65H161L160 64V62H162V61H164L163 60V58H162V60L160 59L161 58V55L158 57V55L161 53V52H159V51H157L156 53H158L159 52V54H154V50H155V48H156V50H158L159 48H157L158 46H156L155 48H153V51H152V49H151V47H154V46H151V42L150 41H152V42H154V38L152 39V37L153 36H151L153 33ZM156 32H158L157 30H156ZM175 32V31H174ZM217 32H218V30L216 31V32H213V38L214 37H219L220 35H219V33H218V35H217ZM222 32V31H221ZM90 33H91V31H90ZM99 33V36L101 35ZM117 33V32H116ZM133 33V32H132ZM137 33H136V35H137ZM141 33L139 34V35H141ZM149 33H147V34H149ZM155 33V32H154ZM160 33V32H159ZM165 33H167V32H165ZM170 33V32H169ZM176 33H178L177 31H176ZM183 34H184V32H182ZM186 33H189V32H186ZM211 33H212V31H211ZM216 33V34H215ZM75 34H76V32H75ZM75 34H74V36H75ZM85 34V36H86V33H84ZM88 34V33H87ZM93 34H91V35H93ZM119 34V33H118ZM131 34V33H130ZM129 34V35H130ZM161 34V33H160ZM171 34V33H170ZM170 34H167L166 36L167 37H169V35ZM214 34H215V36H214ZM222 34V33H221ZM76 35H78L79 36V34H76ZM83 35V34H82ZM121 35H123V34H121ZM126 35H128V34H126ZM133 35V34H132ZM139 35H138V37H139ZM155 35V37H156V33L154 34ZM159 35V34H158ZM164 35V31H163V34H161V37L159 38V39H161V42H162V40H163V42H164V39H162V37L164 38V37H166L165 35ZM177 35L179 36V35H181L180 34V32L178 33V34H176V37H177ZM186 35H188V36H190L189 34H186ZM195 35V36H194ZM198 35V36H197ZM73 36V37H74ZM102 36V35H101ZM124 36H125V34H124ZM131 36V35H130ZM150 36H151V38H150ZM160 36V35H159ZM159 36H157V38L159 37ZM192 36V35H191ZM200 36V37H201ZM212 36V35H211ZM211 36H209V39L211 38ZM82 37V36H81ZM81 37H79L78 39L80 40L81 39ZM97 35H96V37H95V39H97ZM116 37V36H115ZM128 36H126L125 38H127ZM133 37V36H132ZM135 37V36H134ZM141 37V36H140ZM139 37V38H140ZM183 37V36H182ZM182 37H177V42H178V40L181 38L182 40H183V38ZM184 37H185V34H184ZM224 37V36H223ZM222 37V38H223ZM34 38V39H33ZM84 39H86V37H83ZM91 38V37H90ZM93 38H94V36H93ZM100 38V37H99ZM98 38V39H99ZM124 38V39H125ZM136 38H137V36H136ZM179 38V39H178ZM221 38V37H220ZM39 39H42V38H39ZM94 39V41L93 42H95L96 40ZM142 39V38H141ZM140 39V40H141ZM152 39V40H151ZM166 40H168V41H171V40H169L168 38H165ZM180 39V40H181ZM190 39L191 40H193L191 37H190ZM208 39V40H209ZM89 40V39H88ZM88 40H87V42H88ZM92 40V39H91ZM90 40V41H91ZM131 40V39H130ZM166 40H165V42H166ZM181 40V41H182ZM205 40H207V39H205ZM216 40V39H215ZM222 40V39H221ZM28 41V42H27ZM126 41V40H125ZM128 41V40H127ZM126 41V42H127ZM133 41V40H132ZM135 41V40H134ZM138 41V40H137ZM136 41V42H137ZM143 41V40H142ZM157 41V40H156ZM183 41H185L186 42V40H183ZM212 41H214V40H211V42ZM39 42V41H38ZM129 42V41H128ZM131 42V41H130ZM144 42V41H143ZM157 42H159L160 43V41H157ZM157 42H154V43H157ZM164 42V43H165ZM189 42V41H188ZM188 42H187V44H188ZM195 42V41H194ZM193 42V43H194ZM198 42H195V43H197L198 44ZM206 42H208V41H206ZM206 42H203V43H206ZM220 42V40L218 41V43ZM226 42V41H225ZM30 43V42H29ZM124 43V42H123ZM138 43V42H137ZM164 43H162V45L164 44ZM180 43V41L178 42V44ZM183 43V42H182ZM192 43V42H191ZM32 44H33V42H32ZM31 44V45H32ZM83 44H85V43H83ZM131 44H128L129 46L131 45ZM140 44H142V42H139L137 45H140ZM166 44H167V42H166ZM176 44V43H175ZM185 46H187L186 45V43H183ZM182 44V45H183ZM121 45H124V44H121ZM126 45H127V43H126ZM127 45V46H128ZM134 45H135V43H134ZM157 45H158V43H157ZM162 45H159V46H161L162 47ZM181 45V43L179 44V48L182 46H180ZM209 45V44H208ZM220 45V44H219ZM219 45H212L211 47H209V49L211 48H213V46L215 47L216 46V48H217V46H218V48L217 49H219V47H221V46H219ZM118 46H120L119 44H118ZM165 46V45H164ZM170 46V45H169ZM204 46H205V44H204ZM203 46V47H204ZM228 46V45H227ZM14 47V46H13ZM143 47H145V48H143ZM182 47H184V46H182ZM187 47H192V46H187ZM121 48H123L124 49V46L122 47L121 46ZM120 48V49H121ZM125 48H127L126 46H125ZM177 48V47H176ZM175 48V49H176ZM179 48H177L178 50H179ZM208 48V47H207ZM223 48H224V46H223ZM97 49V48H96ZM172 50V51H175L176 52V50ZM187 49V48H186ZM204 48H202V50H203ZM209 49H207V50H209ZM220 49H222V47L220 48ZM9 50V51H8ZM112 50V49H111ZM140 50V51H139ZM181 51H183L184 50V48L183 49H180ZM201 50V49H200ZM212 50H215L214 48L212 49ZM87 51V50H86ZM105 51V50H104ZM107 51V50H106ZM116 50H114V52H115ZM125 51V50H124ZM127 51V50H126ZM130 52H131V50H129ZM143 51V52H142ZM216 52H217V56H220L221 54H219L218 55V51H220V50H215ZM224 51V50H223ZM7 52V53H6ZM111 52V51H110ZM110 52H108V53H110ZM113 51L111 52V54L112 53H114ZM119 52V51H118ZM129 52V53H130ZM135 52V53H134ZM169 52V51H168ZM185 52V51H184ZM208 52V51H207ZM221 52V51H220ZM219 52V53H220ZM87 53V52H86ZM90 54H91V52H89ZM89 53H87V54H89ZM92 53H93V50H92ZM128 51H127V53L125 52V55H126V58H128ZM173 53V52H172ZM178 53H180V52H178ZM186 53V52H185ZM193 52L191 51V54H192ZM200 53V52H199ZM209 53H210V51H209ZM208 53V54H209ZM221 53H223V52H221ZM121 53H119V58L121 57V55H120ZM174 54V53H173ZM176 54V53H175ZM188 53H186L185 54V56L184 57H186V56H188L187 55ZM191 54H190V56H191ZM202 54H205L204 52L202 53ZM201 54V55H202ZM207 54V55H208ZM81 55V60H82V54H80ZM85 55V54H84ZM102 55H103V53H102ZM124 55V56H125ZM144 55H146V57H144ZM167 55V54H166ZM170 55H172L171 54V52H170ZM182 55H184V54H182ZM206 55V54H205ZM86 56V55H85ZM91 56H93V55H91ZM105 56V55H104ZM108 56V55H107ZM122 56H123V54H122ZM139 56V57H138ZM169 56V55H168ZM204 56V55H203ZM209 56H211V55H208V57ZM215 56V55H214ZM213 56V57H214ZM217 56H215L214 57V60H218V58H217ZM223 56V55H222ZM106 57V56H105ZM105 57H102V58H104L105 59ZM108 57H111V56H108ZM113 57V56H112ZM164 58H166L165 56H163ZM184 57L182 58V56L181 57H176L175 56V59L173 58H171V60L173 61H175L176 59H178L179 60V58H180V60L179 61H181V59L183 60L184 59ZM207 57V56H206ZM212 57V56H211ZM211 57L209 58V59H211ZM107 58V57H106ZM122 58V57H121ZM125 58V57H124ZM131 58V57H130ZM129 58V59H130ZM135 58H131V60L132 59H135ZM146 59V61H144L143 59ZM203 58V57H202ZM217 58V59H216ZM222 58V57H221ZM87 60L89 59V58H86ZM86 59H85V61H86ZM204 59H205V57H204ZM220 59V58H219ZM224 59V58H223ZM93 60H96V59H93ZM101 60V59H100ZM106 60H108V58L106 59ZM110 60V59H109ZM111 60H112V58H111ZM117 60H121V59H117ZM126 60H128V59H126ZM177 60V61H178ZM186 60V59H185ZM206 60V59H205ZM85 61L83 62V63H85ZM89 61H91V60H88V64H89ZM113 61L117 64L118 63V61H116V57H115V60L113 59ZM122 61V60H121ZM166 61H168L167 59H166ZM166 61H164L165 62V69H169L167 72H171L172 71V68H171V71H170V67H171V65L173 64V62H172V64L170 65V64H168ZM184 61V60H183ZM183 61H182V64H183ZM223 61V60H222ZM107 62V61H106ZM127 62V61H126ZM125 62V63H126ZM130 62V61H129ZM146 62V63H145ZM163 62V63H164ZM211 62H212V64L213 63H215L214 61H212V59H211ZM226 62V61H225ZM104 63V61H103V59H102V62H101V64H103ZM113 63V62H112ZM159 63V64H158ZM162 63V64H163ZM169 65V66H166L167 64ZM170 63V62H169ZM175 63H176V61H175ZM188 63V62H187ZM218 63V62H217ZM217 63L216 64H214V65H217ZM220 63H222L221 61H220ZM110 64H111V62H110ZM119 64H121V63H119ZM128 65L130 64V63H127ZM134 64H132V66L134 67ZM135 64V70L139 67V66H141V64L137 67V65ZM146 65L147 67L149 66V65ZM177 64H179L178 62H177ZM182 64L181 65H176V66H178V68H180V66H181V68H180V70L178 71V72H181L180 73V75L181 74H183V73H185V72H182ZM186 64V63H185ZM211 64V65H212ZM228 64H229V61H228ZM227 64V65H228ZM104 65V64H103ZM102 65V66H103ZM112 65V64H111ZM114 65V64H113ZM111 66V69L110 70H112L113 68L112 67H114V66ZM118 65V64H117ZM116 65V66H117ZM124 65V63L122 64V66ZM226 65V64H225ZM110 66V65H109ZM131 66V67H132ZM153 66V65H152ZM173 66H174V64H173ZM185 66V65H184ZM183 66V67H184ZM219 66V65H218ZM223 65H221V67H222ZM125 67V66H124ZM128 67V66H127ZM131 67H130V69H131ZM150 67V66H149ZM154 67H151V68H154ZM162 67V66H161ZM169 67V68H168ZM175 67V66H174ZM220 67V66H219ZM218 67V68H219ZM115 68V67H114ZM141 67H139V69H140ZM188 68V67H187ZM77 69H79V68H77ZM117 69V68H116ZM116 69H114V70H116ZM143 69V68H142ZM141 69V71H144V70H142ZM161 69H162V71H161ZM176 69V68H175ZM220 69V68H219ZM82 70V69H81ZM132 70V69H131ZM134 70V69H133ZM155 70V69H154ZM177 70V69H176ZM175 70V71H176ZM205 70H206V68H205ZM79 72H80V70H78ZM77 71V72H78ZM137 71V70H136ZM141 71H139L138 70V73L140 74V72ZM151 71H152V69H151ZM150 71V72H151ZM185 71H187V70H185ZM219 70L217 69V71H216V73L218 72ZM85 72H87V74L86 73H84V70H83V73H84V75L86 74V75H88V70L87 71H85ZM81 73V72H80ZM83 73H81L80 75H83ZM113 72H110V74H112ZM131 73V72H130ZM132 73H133V71H132ZM135 73H137V72H135ZM155 73H157V72H155ZM173 75H176V74H174V72L172 71L171 72ZM176 73V72H175ZM215 73V74H216ZM222 72L221 71H219V74H221ZM109 74V75H110ZM142 74V73H141ZM144 74L146 75V72H144ZM144 74H142V75H144ZM185 74H187V73H185ZM214 74V75H215ZM79 75V74H78ZM105 75V74H104ZM108 75V74H107ZM112 75H114V74H112ZM111 75V76H112ZM136 75V74H135ZM134 75V76H135ZM150 75H152V74H149V76ZM179 75V76H180ZM106 76V75H105ZM188 76V75H187ZM186 76V77H187ZM83 77V76H82ZM85 77V76H84ZM114 77V76H113ZM133 77V76H132ZM140 77V76H139ZM142 77H144V76H142ZM152 77V76H151ZM155 77V76H154ZM166 77V78H165ZM181 77H182V75H181ZM184 77H185V75H184ZM183 77V79L185 80V78ZM189 77H190V74H189ZM188 77V78H189ZM217 77H218V75H217ZM75 78V77H74ZM76 78L78 79V76L76 75ZM75 78V79H76ZM80 78V77H79ZM115 78H116V76H115ZM136 78L137 79H139L138 78V76H136ZM141 78V77H140ZM145 78V82L147 81L146 80V77H144ZM148 78H150V77H148L147 76V79ZM162 78V79H161ZM191 78V77H190ZM75 79H73V81L75 80ZM76 79V80H77ZM82 79V78H81ZM80 79V80H81ZM85 78H83V80H84ZM110 78H107V81L109 80ZM129 79H131V74H130V78ZM129 79H128V81H126L127 83L129 82ZM150 79H153V77L152 78H150ZM154 79H156V78H154ZM159 79V78H158ZM164 79L167 81H165L164 82ZM179 79H181V78H179ZM178 79V80H179ZM183 79H181V80H183ZM194 79H195V77H194ZM88 80V79H87ZM86 80V82H88ZM111 81H113L114 79L112 78V79H110ZM109 80V81H110ZM135 80V78L133 79V81ZM162 80H163V82H162ZM173 80H176V79H173ZM172 80V81H173ZM78 81H79V79H78ZM106 81V80H105ZM108 81V82H109ZM114 81H116V80H114ZM113 81V82H114ZM138 81V80H137ZM144 81V80H143ZM149 81V80H148ZM147 81V82H148ZM177 81V80H176ZM186 81H188L187 79H186ZM84 82V81H83ZM118 82V81H117ZM123 82H125V81H123ZM136 82V81H135ZM146 82V83H147ZM151 82V81H150ZM158 82H159V80H158ZM171 84H170V83ZM178 82V81H177ZM176 82V83H177ZM189 82V81H188ZM75 83V82H74ZM74 83H73V86H74ZM80 85H79V84ZM77 83V81H76V86H81V81H79ZM145 83V84H146ZM152 83V82H151ZM153 83H157V82H153ZM160 83H158V86H157V84L154 86L153 84V86H154V88H152V89H154L153 91L151 90V92L149 91V93H145V92H140V91H138V93L136 94V92L134 93V91H133V93L132 94H130L129 95V91L127 90L126 92L128 93L127 95L124 93V95H125V97L127 96L129 99H133L132 101H133V104H134V102H136L134 105H136V104H139V105H142L143 107L145 106L144 104H145V101H146V98L148 97V96H145V95H151L152 97H151V99H152V101H153V97H155V95H156V97H155V100H156V98H159L160 96H162V94H163V91L165 92L167 89H168V87L166 86V84L164 85H162V84H160ZM179 83V82H178ZM181 83V82H180ZM183 83V82H182ZM109 84H112V82L111 83H109ZM109 84H107V85H109ZM113 84H115V82L113 83ZM170 84V85H169ZM185 84V83H184ZM83 85H85L84 83H83ZM129 83H128V87H129ZM133 84H131V86H132ZM134 85H136V84H134ZM134 85H133V87H131V90H132V88H133V90L136 88H134ZM148 85V84H147ZM146 85V86H147ZM179 86H178V88L181 86V84H178ZM72 86V87H73ZM145 86V87H146ZM149 86V85H148ZM153 86H151V87H153ZM161 86H163V87H161ZM164 86H165V89H164ZM75 87V86H74ZM125 87H127V86H125ZM171 87V86H170ZM173 87H171V88H173ZM185 87V86H184ZM184 87H181L182 89L184 88ZM76 88V87H75ZM74 88V89H75ZM82 88V87H81ZM86 89H87V87H85ZM85 88H83V89H81V90H83L84 92H85ZM106 88V87H105ZM110 88H112V87H110ZM164 90H163V89ZM171 88H169L170 90H171ZM78 89H79V87H78ZM141 89V88H140ZM147 89V88H146ZM169 89H168V91H169ZM174 89V88H173ZM88 90V89H87ZM103 90V89H102ZM110 90V89H109ZM130 90V89H129ZM78 91V90H77ZM107 91V90H106ZM144 91V90H143ZM87 93H88V91H86ZM85 92V93H86ZM94 92H96V90L94 91ZM167 92V91H166ZM171 92V91H170ZM170 92H167L166 94H163L164 96H167V94L169 95V93ZM175 92V91H174ZM184 92V91H183ZM83 93V92H82ZM82 93L80 92V95H82ZM130 93H131V91H130ZM179 93V92H178ZM72 94V93H71ZM70 94V95H71ZM74 94V93H73ZM90 94V93H89ZM91 94H93V93H91ZM96 94H99V93H96ZM101 94V93H100ZM121 94H122V92H121ZM176 94V93H175ZM66 95H68L67 93H66ZM77 95H78V92H77ZM86 95V94H85ZM104 95H106V93L104 94ZM132 95V96H131ZM177 95V94H176ZM175 95V96H176ZM179 95H180V93H179ZM179 95H177L179 98H178V100L180 99L181 100V97L179 96ZM40 96H42V95H39L38 97H40ZM45 96V95H44ZM49 95H47V97H48ZM56 96V95H55ZM65 96V95H64ZM101 96V95H100ZM107 96V95H106ZM106 96H103V94H102V97H106ZM110 96V95H109ZM134 96V97H133ZM171 96V95H170ZM46 97V96H45ZM46 97V98H47ZM58 97H62V96H59L58 95ZM67 96H65V98H66ZM73 97V96H72ZM75 97V96H74ZM94 97V96H93ZM113 97V96H112ZM132 97V98H131ZM29 98V97H28ZM33 98V97H32ZM31 98V99H32ZM37 98V97H36ZM35 98V100H37ZM50 98H52L53 99V97L51 96ZM55 98V97H54ZM64 98V97H63ZM95 98V100L97 99L96 97H94ZM94 98H92V99H94ZM119 98H120V96H119ZM123 98V97H122ZM122 98L121 99H119L118 100V98L116 97V100H115V102L116 103H114L113 105H115V104H117V102H118V105H115L116 107L114 108V109H118L117 111H113V110H111V107H110V109H108V110H111L112 112H110L109 113V116H106V119H104L103 120V118L105 117H103V118H100L101 120H103L102 122H103V124H105V127H108V129H107V132L108 131H110L109 133H111V134H113L114 135V133H119V136H120V134H124V132L126 133L127 131V133H128V135H130L131 136V134H133L132 136H134L135 137V140H137L138 138H139V136H140V134H141V132H139V131H142V130H144V131H146V133H150L151 134V136L150 137H153L152 136V134H153V132H158V131H160V133H161V131L163 132V130H166V135H168V138H166V137H164L163 138V136L162 135H165V134H163V133H161V134H159V135H156V136H162V137H159V139H158V141H156V143L158 144V146H157V144L156 143H154L153 142V139L154 138H149L151 141H150V145H151V147L148 145V143H146L145 142V144L146 145H148L150 148H153V147H156L155 149L156 150H158V149H160V148H157V147H159V145H161L160 147H163V148H161V149H163L164 151H166V153L164 152V156H165V154L167 155V151H169V147H170V149L171 148H173L174 149V147H176V152L173 150L172 152L174 153H177L178 154V157H175V155H174V157L175 158H168L169 156H166L167 158H165L164 157V160L165 161H163V159H160L159 161L160 162H157V161H154V159L153 158H151L149 161H148V159H149V157H147L148 155H149V153H151L148 149H150L149 147H148V149H147V147H146V145L144 146L145 148H143L142 147V145H141V147H140V145L139 144H137L139 141H142L143 142V140H144V138L146 137V136H142L143 135V133H142V138L140 139L139 138V141L137 140V141H135V140H132L131 142L130 141H128L129 142V144L128 143H126V145L128 146L127 148L125 147V145L124 144H122V145H124L123 147H125L126 148V155H128V156H125L126 158L128 157H130L131 156V154H133V152H135V153H137L138 151H139V149L141 148V149H143L142 151H139V154L142 152V153H144L143 155H141L140 157H141V161L139 160L140 159V157L136 154H133V155H135V158H136V156H138L139 158H138V160L140 161V162H142V163H140L139 165H138V161H136L134 158H132L133 160H135L136 162H134V161H132V163L133 164H131V165H133L132 167L133 168H131L129 165V167H128V169L129 168H131V169H134V173L132 172H129V170L127 171L125 168H126V164L124 165V163L122 164L123 166H125L124 168H123V166L121 165H119L120 167H122L123 169H121V168H119L120 170H121V172L123 173L124 172V170L125 171H127V175H130V173H131V175L130 176H128V181L130 182V185L129 186H127L128 184H129V182H128V184H127V182L126 183H124V184H126V186H123L122 185V182H125L126 180H125V178H126V175H125V172H124V175H125V177H124V175H121V176H123L121 179L117 176V174H116V177H114L115 176V173L117 172L115 169L116 168H118L119 166L117 165V167H115L116 166V163L113 165L112 163V161H113V157L112 156H110V158H111V160L112 161H109V163H104V156H103V163L105 164V165H107V164H109L110 165V162H111V164L114 166H112L111 168H112V170H115V171H113V175H112V179L110 178L111 177V175L110 174H108V172H111L112 170H110V171H108L109 170V168L107 167H105V169H103L104 168V165H102L101 164V162H100V164H99V166L96 164V162H97V159H94L96 162H94L98 167H100V166H103L102 168L100 167L99 169H97V170H99V172H101V171H103V173H102V175H101V177L102 176H104V177H100V175H99V173H98V171L97 170H95V168L97 167V166H95V164L93 165V166H87V168L85 167H82V166H80L78 163H77V165H75L76 164V162L75 163H72V165H70V166H72L73 167V164L75 165L74 167H73V169H71L72 167H70V166H67V165H65V169H63L64 167H62L61 165H63V164H61V162L60 161H64V160H66L67 159V157L71 154V152L74 150V149H72V151L71 150H68V149H66L68 152L66 153V151L65 150H63V151H65V153H66V155L69 153V151H70V153L68 154V156H66L65 154H64V152L62 151V149H60L62 152H63V154H64V157H66L65 159L62 157L63 156V154L62 153H59V154H61L60 156H59V154H54V152L56 153V149H54L58 144V140H59V143L61 142L62 143V141H64V140H62L61 139V137L63 138V136H62V132H63V130H62V128L60 129V130H62V131H60L59 129L57 130L56 129V125H55V128H54V130H51L50 128H53V126L51 125V127L49 128V127H46V125H45V127L43 126L44 125V123L45 122H47V120L44 122H40V116L41 115H45V114H42V113H44V112H42L41 114H40V112L38 111V108L40 107H38L37 109H36V111H38L37 113L39 114L38 116H39V118L38 117H35V116H33L35 113L34 112H31V113H34V114H32V116L33 117H35L34 118V120L36 119V120H38L37 122H36V120L34 121L33 120V122H32V116H29V117H31V119L29 120L30 122H32L31 124H28L27 122V127L28 126H30L31 125V127H29L28 128V131H27V129H26V131L25 132H27V133H25L24 132V134L22 133L21 135H24V137H22L21 135V137H22V139L20 140V142L22 143V142H24V144H21L20 142H17V140L15 139V137H13V139H15L16 140V142L18 143H16L15 142V144L17 145V146H15V144H14V146H12L13 145V143L12 142H10V143H12V145L10 146L9 145V142H8V145L7 146H10V147H8V148H11V150L9 151L8 150V154L9 155H7V153L4 155L3 153L4 152H7V149H5L7 146L4 144L5 142H6V138L7 137H11L12 138V133H10V131H9V133L8 134H11V135H9V136H7L5 139H4V135H5V132H3V140L5 141H3L4 143L2 144V145H4V146H6V147H2V149L4 148V152H3V150L0 152V180H2V181H0V184L2 185H4V187H7L6 189H12L11 187H16V189H12V190H18L17 189V185H18V187H21L22 189H24V190H27V191H24V190H22V189H20L19 188V191L20 190H22V191H24V192H22L23 194H21V192H19V193H16V191L13 193L10 189L8 190V194H7V196L5 195V197L3 196H0V207L2 206L3 207V205L5 206V207H3V208H5L4 210V212H6L7 211V209H9V210H11V214H9L10 215V217H11V215L13 214V216L15 217L16 215L14 214V213H16V212H18V213H16V214H23V212L25 213V211L26 212H28L27 210H31L32 209V207H33V209L31 210V211H37V209L38 208H36V207H38V205L37 204H39V206L40 205H44L43 203H45V202H47L48 201V203H49V201H51V203L50 204H52V202L54 203L55 202V198L56 197H61L60 199L62 200V198H63V200L65 199V198H67L66 200L67 201H64L67 205H68V207H66V204L65 203H63V201H62V203L63 204H61L60 202V204H61V207H62V205H64L65 204V208L64 207H62L63 209H59V208H57L56 209V211H58V210H60V211H63L64 209H65V211L64 212H61L62 214H67V215H69V216H74V215H77V216H79V219L81 218L82 219V216H83V222L81 221V219H80V221H79V219L77 218L76 219V221L78 220L79 222H76L75 220H74V227H75V224L76 225H82L83 226V224H85V223H88L89 224V222H91L92 223V221H96L95 219L98 217V214H100L101 215V208H105V206H107L108 204L109 205H111V207L110 206H108V207H110V208H112V209H110V208H108L109 209V211L111 212V211H113L115 208H116V212L115 213H113V212H109L108 211V209L107 208H103V210L105 211V210H107L108 212H104L103 211V213H102V216H103V214H104V216H105V213L106 214H108V215H106L103 219H105L103 222L101 221L102 219H100V220H98V221H101V223H98V222H93L91 225L89 224H87V228H89L90 227V229H93V231L95 232V238H97V240H98V242L100 243L101 242V244H99L98 242H96V245H97V243H98V245H100L101 246V250H100V252L99 253H101L102 254V252L104 251V255H103V258H100V257H98V256H96L95 255V257H98V258H100V260L102 259V262L104 261V262H106V263H108L106 260V258L107 257H109V253L115 248H117L118 249V252L116 253V251L115 252H112L113 254H112V256L114 257L115 255L116 256H118L117 257V259H116V257H115V259H113L112 258V256H110L111 258H112V260H111V262H112V264H136V263H138V264H156L157 262V260L159 259V261H160V258L164 261V259L166 258V260L164 261L166 264H167V261H170V259H172V257L169 259V260H167V258H169V257H167V256H169V254H170V251L172 250V251H174V254H173V252L171 251V253L173 254V260H174V263L175 264H187L186 263V260H187V257H185L186 255H185V253H187V246H188V244L190 243V242H188V241H185V240H183V241H180L181 240V238H179V235H180V237H182L183 236V233L185 232L186 233V235H188V233L190 232V233H192V232H194L197 228H198V230H196L195 232H197L198 231V233H201L200 231H201V229L203 228V229H205V227H204V223H205V226H206V224L207 223H210L211 222V219H213L212 217L214 216V221H215V225H217V226H215V227H217V229H219V231H220V233L222 234L223 233V235L225 234V236H226V234H228L229 235V237L232 235V234H234V237H235V233L236 234H238L237 232H236V230H238V229H236V228H234L235 229V231L233 230V229H231L230 227V225H228V226H226L225 224V226L222 224V223H220V221L222 220L221 218V220H218L219 222H216L217 221V219L219 218L218 217V215H219V211H220V207H219V205L218 204H215V203H213V205L212 204H210L211 206H209L208 204L207 205H205V203H210V201H211V197H213V196H210L211 194L210 193H212L213 192V190L215 189V187L216 186H218V185H216L214 182H218L217 180H218V177H217V180L215 179L216 178V175H215V173H211L210 174V172H207V170L202 166L205 162H207V161H205L204 159L207 157V156H210V152L212 151H214V150H211L210 152H209V150H210V148H212L213 147V145L217 142L216 140L214 141L215 143H213L212 145H211V139H213L214 140V138L217 136L216 134H212L213 136H215V137H213V138H211L212 137V135H211V132L214 130V128H213V126L217 123V121H216V119H213L214 117V115L211 117V116H209V118L211 119V120H209V121H212V123H213V121H214V125L212 124V123H210L209 122V125L208 126H210V124H212V127H208L206 124L205 125H203L204 123H202L201 125H203L204 127H202L201 128V126H200V124H197L198 126H200V130H201V132H200V130L199 129H197L198 128V126L196 125V123H195V125H196V127H194V128H196V129H194L195 131H192L191 132V130H193V129H191V127L190 126H188V124L187 123H189V117L187 118L188 119V122H185L186 120H183L182 118H180V119H182V120H180V122L177 120V118H176V123H175V121H173V123L171 122L173 119L175 120V117H172V115H170V117L171 118H167V116H168V113H167V116L166 117H164L162 114V112L161 111H163L162 109H160L159 107H161L162 108V106H161V103H163L164 104V102H165V99H163L162 101L160 100V99H158V107H156V110H155V105H149L150 107H152L153 108V106H154V109H152V108H150V109H152V111L150 112V111H145V109H147V108H145L144 107V112H143V115H145L144 113H148V112H150L149 113V117H148V119L146 118V120H142L141 118H142V116H141V120L140 121H144L143 122V124H145V121L147 122V124H149V125H144V126H142V122H140L139 121V123L141 124H139L140 126H142V128L138 125H136V122L137 121H135L136 119H133V118H130L129 117V115L127 114L128 112H129V109L130 108H132V106L133 105H130V107L128 108V101L131 103L132 101L131 100H129L128 99V101L127 100H122ZM163 98V97H162ZM170 98V97H169ZM5 99V98H4ZM6 99H9V98H6ZM40 99H42V98H40ZM49 98H47V100H48ZM67 99V98H66ZM78 99V98H77ZM80 99H82V98H80ZM107 99H111L110 97H107ZM113 99H115V98H113ZM148 99H149V97H148ZM147 99V100H148ZM10 100V99H9ZM25 100V99H24ZM27 100V99H26ZM26 100H25V102L24 103H26ZM29 100V99H28ZM35 100H32L33 102L35 101ZM46 100V101H47ZM50 100V99H49ZM60 100V99H59ZM62 100V99H61ZM67 100H69V97H68V99ZM89 101H90V99H88ZM99 100V99H98ZM101 100V99H100ZM122 100V101H121ZM167 100H168V98H167ZM170 100H171V98H170ZM172 100H173V95H172ZM171 100V101H172ZM175 100H177V98L175 99ZM177 100V101H178ZM38 101V100H37ZM52 101V100H51ZM63 101V100H62ZM72 101H74V99L72 98ZM78 101V100H77ZM76 100L74 101V102H77ZM83 101V104H84V102L86 103V102H88V101H86V100H82ZM82 101L80 102V103H82ZM103 101V100H102ZM107 101V100H106ZM109 101V100H108ZM125 101H127V106H125V108L127 107V110L125 109V113L123 112V111H121V110H123L122 108H123V106L125 105V104H123V103H121V102H124L125 103ZM157 101V100H156ZM183 101V100H182ZM182 101L180 102L181 104H180V106L181 105H183V103H184V101H183V103H182ZM12 102H13V100H12ZM12 102H10L11 104H12V106H13V104L15 103V101H14V103H12ZM23 102H21V103H23ZM32 102V106H33V104L35 105V102L33 103ZM54 103H58V102H55V99H54V101H53ZM66 102V100L64 99V101H63V103H65ZM69 102V101H68ZM71 102V101H70ZM96 101H94V104H93V102H92V104L93 105H96L95 107H97V104L100 102H98L97 104L95 103ZM112 102V101H111ZM120 102V103H119ZM148 102V101H147ZM153 102H155V101H153ZM168 102L169 101H167V102H165V104H164V106L163 107H165L167 104H168ZM15 104V105H17V106H19V105H21L22 106V104ZM30 103V102H29ZM41 103V102H40ZM42 103H44V102H42ZM60 103V102H59ZM67 103V102H66ZM72 103V102H71ZM80 103H78V104H80ZM150 103V102H149ZM157 103V102H156ZM155 103V104H156ZM167 103V104H166ZM4 104H6L5 102H4ZM37 105H38V103H36ZM44 104H46V103H44ZM51 104H52V102H51ZM101 104V103H100ZM103 104V103H102ZM107 104V103H106ZM119 104H120V106H119ZM132 104V103H131ZM162 104V105H163ZM179 104V103H178ZM26 105V104H25ZM28 105V104H27ZM26 105V106H27ZM36 105V106H37ZM40 105V104H39ZM42 105V104H41ZM54 105V104H53ZM57 105H59L60 106V104H57ZM56 105V106H57ZM64 105V104H63ZM62 105V106H63ZM66 105V104H65ZM69 105H70V103H69ZM73 105H77L76 103L74 104L73 103ZM89 105L91 106V104L89 103ZM105 105V104H104ZM104 105H103V107H104ZM110 106H111V104H109ZM121 105H123L122 106V108H121ZM148 105V104H147ZM146 105V106H147ZM175 105H177L176 104V102H175ZM186 105V104H185ZM184 105V106H185ZM217 105V104H216ZM30 106V105H29ZM43 106V105H42ZM46 106V111H47V113H51L50 112V107H49V105H48V107H49V112H48V110H47V105H45ZM68 106V105H67ZM71 106V105H70ZM81 106H83L84 107V105H80V107ZM100 106V105H99ZM108 106V105H107ZM107 106H106V109H107ZM168 106H169V104H168ZM180 106H178V107H180ZM187 106V105H186ZM7 107H9L8 105H7ZM64 107V106H63ZM77 107H79V105L77 106ZM80 107L79 108H77V109H80ZM88 107V106H87ZM94 106H92L91 108H90V110L92 111L93 110V108H95ZM109 107V106H108ZM114 107V106H113ZM135 107V106H134ZM137 107V106H136ZM217 108H215L214 110L217 112V111H220L221 112V110H222V108H221V110H219L220 108H218L219 107V105H217L216 106ZM5 108V107H4ZM35 108V106H33L31 109H33V110H35L34 109ZM41 108V107H40ZM57 108V107H56ZM55 107H53V111H56L55 109H56ZM59 108V107H58ZM57 108V109H58ZM65 108H67V107H65ZM68 108H71V110L73 109V107H68ZM105 108V107H104ZM159 108V109H158ZM173 108H174V105H173ZM173 108H170V111L169 112H171V114H173V116L174 115H176L175 114V112H176V109H179V108H177V106H176V109L174 108V110H175V112H174V110L172 111L171 109H173ZM186 109H187V107H185ZM185 108L184 109H181L182 111L180 112L179 110H178V112H180L181 114H182V112L184 113V111H185ZM214 108V107H213ZM21 109V108H20ZM44 109V108H43ZM45 109L43 110V111H45ZM62 109V108H61ZM60 109V110H61ZM81 109H82V107H81ZM81 109H80V111H81ZM88 110H89V108H87ZM136 109H138V108H136ZM149 109V108H148ZM147 109V110H148ZM158 109V110H157ZM212 109V108H211ZM26 110V108L24 109V111ZM52 110V109H51ZM64 110V109H63ZM63 110H61V111H63ZM67 110V109H66ZM68 110H70V109H68ZM88 110H87V112L85 113L86 114V116H87V118H89L90 119V117H88V115H87V113H88ZM104 110V109H103ZM133 110V109H132ZM132 110H131V112H132ZM135 110V109H134ZM143 110V109H142ZM184 110V111H183ZM213 110V111H214ZM5 112H6V110H4ZM61 111H60V113H61ZM65 111V110H64ZM75 111V110H74ZM74 111H73V113H74ZM86 111V110H85ZM90 111V112H91ZM96 111H97V109H96ZM99 112L101 111V109L100 110H98ZM98 111H97V113H98ZM105 111V110H104ZM139 110H137L135 113H137ZM165 111V110H164ZM213 111H212V113H213ZM20 112V111H19ZM19 112H18V114H19ZM26 112V111H25ZM24 112V113H25ZM57 113H58V110L56 111ZM70 112V111H69ZM89 112V113H90ZM93 112H94V110H93ZM130 112V113H131ZM141 112V111H140ZM141 112V113H142ZM173 112V113H172ZM219 112V115L221 114ZM21 113V112H20ZM30 113V112H29ZM26 114V116L27 115H31V113L30 114ZM56 113V114H57ZM76 113H77V110H76ZM83 113V112H82ZM123 113H124V115H123ZM166 112H164V115H166L165 114ZM179 113V114H180ZM218 113V112H217ZM217 113H216V116H218L217 115ZM22 114H23V111H22ZM25 114H23V115H25ZM49 114H46V115H48L49 116ZM55 114V115H56ZM71 114V113H70ZM70 114H68L67 113V115H69L70 116ZM78 114H79V111H78ZM101 114V113H100ZM107 114V113H106ZM105 114V115H106ZM132 114V113H131ZM134 114V113H133ZM138 114V113H137ZM170 114V113H169ZM179 114L177 115V116H179ZM211 114V113H210ZM215 114V113H214ZM58 115V114H57ZM60 115V114H59ZM65 115V114H64ZM63 115V117H65ZM66 115V116H67ZM77 115V114H76ZM80 115H82V114H80ZM80 115H77V119H78V116L81 118V117H83V116H80ZM95 115V114H94ZM103 115V114H102ZM21 117H22V115H20ZM47 116V117H48ZM50 116H53L52 115V113H51V115ZM72 116H74V115H72ZM71 116V117H72ZM86 116H85V118H86ZM93 116V115H92ZM96 116H100V115H96ZM130 116H132V115H130ZM2 117V116H1ZM43 117V116H42ZM42 117H41V119H42ZM59 117V116H58ZM62 117V116H61ZM70 117V118H71ZM94 117V116H93ZM129 117V118H128ZM134 117V116H133ZM180 117V116H179ZM182 117H185L186 118V116H182ZM44 118V117H43ZM49 118V117H48ZM55 118V117H54ZM53 118V119H54ZM67 118V117H66ZM75 117L73 118V119H76ZM95 118V117H94ZM98 118V117H97ZM97 118H96V120H97ZM138 118V117H137ZM143 118H145V117H143ZM165 118H167V121H163ZM200 118V117H199ZM198 118V119H199ZM218 118H219V116H218ZM2 119V118H1ZM1 119H0V122H4V121H1ZM16 119V118H15ZM23 119H29V118H23ZM47 119V118H46ZM50 119V118H49ZM52 119V120H53ZM57 119V118H56ZM56 119H54L55 121H56ZM64 119V118H63ZM69 119V118H68ZM82 119V118H81ZM168 119H172L171 121H169ZM179 119V118H178ZM190 119H192L191 117H190ZM208 118H206V120H207ZM224 119V118H223ZM52 120H50V122H48V123H52ZM60 120V119H59ZM61 120H62V118H61ZM72 120V119H71ZM87 121H88V119H86ZM91 120V122H92V120L93 119H90ZM100 120V121H101ZM138 120V119H137ZM148 120H149V122H148ZM201 120H202V117H201ZM204 120V119H203ZM218 120V119H217ZM221 120H222V118H221ZM17 121H22V120H19V118H18V120ZM16 121V122H17ZM28 121V120H27ZM49 121V120H48ZM57 121H58V119H57ZM63 121H65V120H63ZM62 121V122H63ZM69 121V120H68ZM74 121V120H73ZM85 121V120H84ZM193 121V120H192ZM196 121V120H195ZM208 121V120H207ZM219 121V120H218ZM236 121H237V119H236ZM70 122V121H69ZM72 122V121H71ZM77 122H79V121H77ZM82 122V120H80V123ZM200 122H202V121H200ZM204 122H206V121H204ZM216 122V123H215ZM1 123V125H3ZM5 123V122H4ZM22 123V122H21ZM41 123V124H40ZM58 123V122H57ZM56 123V124H57ZM61 123V122H60ZM64 123V122H63ZM73 123H75V122H72V124ZM80 123H77V125L78 124H80ZM82 123H84V122H82ZM90 123V122H89ZM89 123H87V124H89ZM98 123H99V120H98ZM98 123H96V124H98ZM192 123V122H191ZM197 123H198V121H197ZM232 123V122H231ZM18 124V123H17ZM20 124V123H19ZM47 124V123H46ZM54 124V123H53ZM69 124H71V123H69ZM93 124V123H92ZM100 124V123H99ZM108 124V125H107ZM219 125H220V122L218 123ZM14 125H16V124H14ZM13 125V126H14ZM48 126H50L49 124H47ZM62 125V124H61ZM66 125V124H65ZM84 125H85V123H84ZM90 125H91V123H90ZM101 125V124H100ZM107 125V126H106ZM190 125V124H189ZM5 126V125H4ZM13 126H11V127H13ZM19 126H22V125H19ZM63 126H64V124H63ZM79 126H81V125H79ZM95 126V125H94ZM93 126V127H94ZM237 126V125H236ZM7 127V126H6ZM10 127V128H11ZM15 127V126H14ZM13 127V128H14ZM17 127V126H16ZM26 127V128H27ZM66 127H69V125L67 126L66 125ZM73 127H74V125H73ZM77 127V126H76ZM76 127H74L73 128V131L75 130V132L77 131V133H78V135L80 134V133H85V134H87L86 132H84V131H86V130H84L83 129V131L82 130H77V129H75ZM82 127H83V125L80 127L81 129H82ZM86 127V126H85ZM97 127H98V125H97ZM104 126H102V128H103ZM215 128H216V125L214 126ZM223 127V124H222V126L221 127H217L219 130H220V132L222 133V131H221V129H224V128H222ZM227 127V124H226V126H225V128ZM3 128V127H2ZM12 128V129H13ZM46 128H48V129H46ZM58 128V127H57ZM70 129L72 128V126H70L69 127ZM102 128H101V130H102ZM129 128V129H128ZM209 128V129H208ZM212 128H213V130H212ZM7 130L9 129V126H8V128H6ZM79 129V128H78ZM87 129H89V128H87ZM99 129V128H98ZM98 129H96V127H95V131L96 130H98ZM106 129H105V131H106ZM128 129V130H127ZM140 129H142V130H140ZM206 129V130H205ZM207 129H208V131H207ZM218 129L217 130H215V131H217V132H219L218 131ZM21 130V129H20ZM25 130V129H24ZM91 130H93V129H91L90 128V131ZM126 130V131H125ZM132 130H133V132H137L136 133V135L139 133V135H138V138L136 139V135L132 132ZM136 130V131H135ZM158 130V131H157ZM200 132V134H199V132ZM212 130V131H211ZM224 130H226V129H224ZM5 131V130H4ZM13 131V130H12ZM18 131V130H17ZM16 131V132H17ZM56 131V132H55ZM61 132V136H60V134L58 133V132ZM73 131H71V133H73ZM82 131V132H81ZM89 131V132H90ZM100 131V130H99ZM130 131V132H129ZM198 133H197V132ZM206 131H207V133H206ZM226 131H228V130H226ZM225 131V132H226ZM1 132V131H0ZM21 131H19V133H20ZM65 132H66V130H65ZM80 132V133H79ZM107 132H106V134H107ZM152 132V133H151ZM165 132V131H164ZM219 132V133H220ZM225 132H223L224 134L222 135V137L223 136H225L226 138L228 137L227 136V134L225 135ZM58 133V134H57ZM64 133V132H63ZM67 134H68V132H66ZM101 133H103V132H100V134ZM131 133V134H130ZM146 133H144V135H146ZM159 133V132H158ZM157 133V134H158ZM196 133L197 134H199V136L198 135H196ZM220 133V134H221ZM226 133H228V132H226ZM2 134V133H1ZM14 134V133H13ZM16 134V133H15ZM14 134V135H15ZM89 134V133H88ZM97 134H98V132H97ZM96 134V135H97ZM100 134H98V137H99V135ZM123 134H122V137L121 138H124L125 137V134H124V137H123ZM149 134V135H150ZM209 134V135H208ZM218 134V133H217ZM58 135L60 136V137H58ZM69 135V134H68ZM90 135V134H89ZM207 135L210 137V138H208L209 140H210V144L209 145H211L212 147H208L209 145H206L205 144V142L207 143L208 142V140L206 139L207 138ZM232 134H230L229 136L230 137H232L231 136ZM6 136V135H5ZM19 136V137H20ZM30 136L31 137H33V140L35 141V142H33V144H31L30 143ZM73 136H75V134L73 135ZM77 136V135H76ZM75 136V137H76ZM81 136H83V135H81ZM87 136V135H86ZM91 136H93V135H91ZM91 136H90V138H91ZM106 136V135H105ZM115 136V135H114ZM114 136H112V137H114ZM131 136V138L133 139V137ZM155 136V137H156ZM172 138H171V137ZM197 137V138H194V137ZM200 136H202L201 138H198V137H200ZM204 136H206L205 138H204ZM2 136H0V138H1ZM18 136H17V138H19ZM70 137V136H69ZM95 137V136H94ZM102 137V139H104L103 137L104 136H101ZM101 137H99L98 138V140L99 141H97L96 143H99L100 142V144H99V147H101L102 148V146L105 144V142L103 143V142H101ZM115 137H117V136H115ZM148 137V136H147ZM11 138H9V139H7V140H11ZM67 139H70V138H68V137H66ZM65 137H64V139H66ZM71 138H73V137H71ZM89 137H87V139H88ZM106 139H107V137H105ZM127 139L128 138H130V137H126ZM130 138V139H131ZM171 139L172 140V142L170 143V141L171 140H169V142H164V141H168V140H164L163 141V139ZM224 138V137H223ZM229 138V137H228ZM234 138V137H233ZM233 138H231V140L233 139ZM32 139V138H31ZM77 139V138H76ZM80 139H81V137H80ZM86 139V140H87ZM92 139H93V137H92ZM95 139H96V137H95ZM109 139V138H108ZM116 139V138H115ZM114 138H113V140H115ZM118 139V138H117ZM117 139H116V142H117ZM156 139V138H155ZM194 139H196V140H194ZM200 139H202L203 141H204V143H203V141L202 140H200ZM216 139H217V137H216ZM225 139V138H224ZM223 139V140H224ZM19 140V139H18ZM62 140V141H61ZM75 140V139H74ZM83 140H84V138H83ZM83 140H80V143H82V141ZM86 140H84L85 142H86ZM90 140V139H89ZM88 140V141H89ZM94 140V139H93ZM105 140V139H104ZM112 140V141H113ZM218 140V139H217ZM231 140H229L228 142H230ZM234 140V139H233ZM232 140V141H233ZM259 140V139H258ZM1 141H2V139H1ZM0 141V143H2ZM13 141V140H12ZM67 141V140H66ZM79 141V139H77V141L75 142V143H77ZM83 141V142H84ZM96 141V140H95ZM106 141H111L110 139L109 140H106ZM123 141V140H122ZM148 142H149V140H147ZM155 141V140H154ZM200 141H202V142H200ZM218 141H220V139L218 140ZM225 141V140H224ZM223 141V142H224ZM227 141V140H226ZM235 141V140H234ZM255 140H253V142H254ZM264 141V140H263ZM7 142H6V144H7ZM32 142V141H31ZM125 142V141H124ZM127 142V141H126ZM134 142V143H133ZM199 142V143H198ZM227 142V143H228ZM236 142V141H235ZM240 142V141H239ZM249 142V141H248ZM247 142V143H248ZM251 142V141H250ZM66 143V142H65ZM68 143H70V141H68ZM67 143V144H68ZM73 143V142H72ZM72 143H70V144H72ZM79 143V142H78ZM77 143V144H78ZM95 143V144H96ZM103 145H102V144ZM115 143V142H114ZM113 143V144H114ZM136 143V144H135ZM169 143H170V145H169ZM173 143V144H172ZM195 143H197V144H199V146L198 147H194V145H195ZM209 143V142H208ZM220 143V142H219ZM242 143V142H241ZM240 143V144H241ZM28 146H27V145ZM30 144V145H29ZM56 146H55V145ZM69 144V145H70ZM92 144H94V142L92 143ZM111 144V143H110ZM117 144V143H116ZM131 144H133L132 146H131ZM142 144V143H141ZM155 144V145H154ZM175 144V146L173 147L172 145H174ZM230 145H233V146H235L236 144L235 143H229ZM244 144V143H243ZM251 144H253V143H251ZM259 144V143H258ZM264 144V143H263ZM1 144H0V148H1V146H2ZM72 145H74V144H72ZM71 145V146H72ZM79 145V144H78ZM81 145V144H80ZM100 145H102V146H100ZM109 145V144H108ZM107 145V146H108ZM115 145V144H114ZM137 145H139V146H137ZM144 145V144H143ZM206 145V146H205ZM219 145V144H218ZM218 145H214L215 147H213L214 149H219V148H216V146L218 147ZM250 145V144H249ZM248 145V146H249ZM262 145V144H261ZM52 146L54 147V148H52ZM59 146H63V144L62 145H58V147ZM66 146V145H65ZM65 146H63L64 148H66ZM83 146V145H82ZM86 146L87 145H85V148H86ZM92 146V145H91ZM96 146V145H95ZM107 146H103V147H107ZM134 146L136 147V148H134ZM196 146V145H195ZM233 146H231V147H233ZM247 146V147H248ZM251 146V145H250ZM15 147V149L13 150V148ZM45 147H47L48 148V150H46L47 148H45ZM62 147V148H63ZM68 148H69V146H67ZM73 147V146H72ZM78 147V146H77ZM77 147H75L76 149H78ZM139 147V148H138ZM190 147H194V152H195V154H194V152L193 151H190V152H187V150L189 151V148ZM240 146H238V148H239ZM244 147V146H243ZM243 147H241V148H243ZM52 149V151H50V149ZM60 148V147H59ZM71 148V147H70ZM88 148H90V146L88 147ZM87 148V149H88ZM95 147H93L92 149H94ZM97 148V147H96ZM118 148V147H117ZM134 148V149H133ZM209 148V149H208ZM226 148H227V145H226ZM229 148H230V146H229ZM234 148H236V147H233V148H231L232 150L234 149ZM245 148V147H244ZM250 148V147H249ZM252 148V147H251ZM53 149L55 150V151H53ZM75 149V150H76ZM84 148L82 147V150H83ZM86 149V150H87ZM91 149V148H90ZM104 148H102V150H103ZM120 149V148H119ZM154 149V148H153ZM152 149V150H153ZM168 149V150H167ZM237 149V148H236ZM45 150V151H44ZM74 150V151H75ZM82 150L80 149V150H78L80 153H78V151H77V154H80L81 156V159H80V161L82 160V159H84V157H83V154H81L82 153ZM95 150V149H94ZM110 150V149H109ZM111 150H112V148H111ZM115 150H117V149H115ZM114 150V151H115ZM172 150V149H171ZM170 150V151H171ZM191 150H192V148H191ZM228 150H230V149H228ZM244 150V149H243ZM243 150H242V152H243ZM264 150V149H263ZM43 151L44 152H47V151H50V152H47V154L45 155L44 153H43ZM58 151V150H57ZM88 151V150H87ZM95 151H97V149L95 150ZM104 151V150H103ZM124 151H122V152H124ZM147 151H149V152H147ZM217 151V150H216ZM240 151V150H239ZM245 151V150H244ZM247 151V150H246ZM59 152V151H58ZM57 152V153H58ZM76 152V151H75ZM74 152V153H75ZM84 152V151H83ZM93 152V151H92ZM106 152H108V151H105V153ZM146 152V153H145ZM154 152V151H153ZM158 153H160V151H157ZM161 152H162V150H161ZM187 152V153H186ZM193 152V153H192ZM211 152V153H212ZM225 152H226V150H225ZM250 152H252V151H250ZM257 152V151H256ZM43 153V154H42ZM73 153V152H72ZM73 153V154H74ZM94 154L96 153V152H93ZM92 153V154H93ZM99 153V152H98ZM98 153H96V155L98 154ZM109 154H110V152H108ZM141 153V154H142ZM171 153V152H170ZM188 153H189V157L191 158L192 156H191V154L190 153H192V155L194 154V155H196V156H198V158L195 156L194 157V159H197V160H195L194 161V159H192L193 161V164L191 165V160L189 161V160H187V161H189L188 163L190 164H188V163H186L187 161H186V159H190V158H188ZM214 153V156L215 157H217V156H219V158L221 159V157L224 155H222V156H220V153L218 154V153H216V154H218V155H215V151L213 152ZM212 153V154H213ZM222 153V152H221ZM227 153H229V152H227ZM232 153H234V152H232ZM253 153V152H252ZM77 154H75L74 156L76 157L77 156ZM87 154V153H86ZM86 154H84V156L86 157ZM104 154V153H103ZM103 154H101V155H103ZM116 154H118V152L116 153L115 152V155ZM119 154H120V152H119ZM119 154H118V156H119ZM148 154V155H147ZM156 154V152L155 153H153L152 155H155ZM161 154V153H160ZM198 154V155H197ZM211 154V155H212ZM231 153H229V155H230ZM236 154H241L240 152L239 153H237L236 152ZM257 154V153H256ZM259 154V153H258ZM262 154V153H261ZM42 155V156H41ZM89 155V154H88ZM100 155V156H101ZM107 155V154H106ZM114 155V154H113ZM114 155V156H115ZM123 155V154H122ZM121 155V156H122ZM147 155V156H146ZM151 154L149 155L150 157L152 156ZM163 155H162V157H160V156H157V155H155V156H153V157H160V158H163ZM173 155V154H172ZM193 155V156H194ZM247 155V154H246ZM43 156H45L46 158H44ZM56 156H58V158L56 159ZM90 156V155H89ZM92 156H95V155H92ZM92 156H91V158H92ZM177 156V155H176ZM226 156H227V159H228V154H226ZM251 156V155H250ZM70 157H72V156H70ZM78 157H79V155H78ZM78 157H76V158H78ZM79 157V158H80ZM97 158L99 157L98 155L96 156ZM124 157V155H123V158L124 159H126ZM171 157V156H170ZM173 157V156H172ZM231 157V156H230ZM258 157V156H257ZM44 158V159H43ZM55 158V159H54ZM74 158V157H73ZM72 158V159H73ZM90 157H88V159L89 160H91V163H92V159H91ZM95 158V157H94ZM107 158V157H106ZM115 159H116V156L114 157ZM119 158V157H118ZM122 158V157H121ZM121 158L119 159V163H120V161H121ZM146 158H147V160H146ZM186 158V159H185ZM218 158V159H219ZM225 159H226V157H224ZM63 159V160H62ZM69 159V158H68ZM71 159V158H70ZM86 159H87V157L85 158V161H86ZM87 159V160H88ZM107 159H109V158H107ZM131 159V160H132ZM156 160H157V158H155ZM185 161H184V160ZM217 158H215L214 160H216ZM220 159L218 160L219 162H220ZM222 159H223V157H222ZM221 159V160H222ZM224 159V160H225ZM253 159H254V156H253ZM258 159H259V157H258ZM98 160H99V158H98ZM110 160V159H109ZM118 160V159H117ZM131 160H130V162L129 163H131ZM167 160V161H166ZM223 160V161H224ZM69 161H71V160H69ZM79 161V160H78ZM77 161V162H78ZM84 161V160H83ZM82 161V162H83ZM99 161H101V160H99ZM115 161V160H114ZM127 161H128V159H127ZM126 161V162H127ZM147 161L149 162V163H151V161H152V163L150 164V165H146V164H149V163H147ZM198 161V162H197ZM217 161V160H216ZM67 162V161H66ZM117 162V161H116ZM155 162H157V163H155ZM191 162V163H190ZM195 162H197L196 164L198 165L199 164V166H197L196 167V164H194ZM218 162V163H219ZM63 163V162H62ZM80 163V162H79ZM84 164H85V162H83ZM88 163V162H87ZM91 163H88V164H91ZM118 163V164H119ZM122 163V162H121ZM128 163V164H129ZM214 163H217V162H214ZM217 163V166L219 165ZM61 164V165H60ZM87 164V165H88ZM93 164V163H92ZM137 164V165H136ZM152 164H155V166L150 170L151 171V174L150 175H147V173L149 172L150 173V171H149V166H151ZM195 166V167H190V169L191 168H193V170L191 169V170H189V166ZM208 164V163H207ZM86 165V164H85ZM213 165V164H212ZM216 165V164H215ZM214 165V166H215ZM59 166H61V168L62 169H60V167ZM64 166V165H63ZM67 166V167H66ZM111 166V165H110ZM146 166H148V169L145 171V169L147 168ZM153 166V165H152ZM151 166V167H152ZM201 166H202V168H201ZM205 166H206V163H205ZM69 167V168H68ZM144 167H145V169H144ZM150 167V168H151ZM137 168H139V170L137 171ZM210 168V167H209ZM212 168H214V167H212ZM216 168V167H215ZM102 169V170H101ZM108 169V170H107ZM130 169V170H131ZM136 169V170H135ZM96 171H97V173H98V175H96ZM132 171V170H131ZM135 171H137V172H135ZM148 171V172H147ZM219 171H221V170H219ZM219 171H217V173L216 174H218L219 173ZM120 172V171H119ZM214 172H216V171H214ZM112 173V172H111ZM146 173V174H145ZM148 173V174H149ZM191 174V175H190ZM106 175V176H105ZM107 175H110V176H108L107 177ZM209 175H210V177H211V180L210 179H208V177H209ZM220 175V173L218 174V176ZM99 178V179H97V177ZM178 176H181V177H183L184 179L185 178H189L190 177V179L191 178H193V179H195V180H197V182L198 183H200L201 182V180L203 179V181L201 182V186H196V184H195V187H192V188H196L197 187V189H198V187L200 188V192H199V190H195V193L193 192V190L191 189V188H188V190L187 191H189V189L191 190V192L192 193H187L186 191H183V190H181V188H180V190L179 189H177L176 188V192H178V191H180L181 193L183 192V194H181V196L179 195V197H177V193L174 191L175 190V188H173V187H176L175 185H177L178 186V184L175 182V180L174 179H176L175 177H178ZM200 178H202L201 180H200ZM5 179V181H3ZM198 179H199V181H198ZM261 179V178H260ZM123 180H125V181H123ZM181 180V179H180ZM180 180H178L177 179V181H180ZM183 180V179H182ZM189 180V179H188ZM195 180H193V182L195 181ZM209 180V181H208ZM216 180V181H215ZM111 181L112 183H109V182ZM186 181V180H185ZM108 184H107V183ZM176 184H175V183ZM196 182V181H195ZM174 183V184H173ZM179 183V182H178ZM182 183H184V182H182ZM182 183H181V187H182V189H184V190H186L185 189V187L187 186H182ZM186 183H190V182H185L184 184H186ZM106 184L109 186L110 184V187H112L113 186V188H110V187H108V186H106ZM113 184V185H112ZM191 184V183H190ZM194 184V183H193ZM1 185H0V187H1ZM198 185V184H197ZM200 185V184H199ZM263 186H264V184H262ZM202 186H204V187H202ZM106 187H108L109 188V190H107V188ZM179 187V186H178ZM184 187V188H183ZM191 187V186H190ZM207 187V188H206ZM258 187V186H257ZM261 187V186H260ZM2 188V187H1ZM0 188V189H1ZM209 188V189H208ZM4 189V188H3ZM6 189H4V190H6ZM113 189V190H112ZM172 189H174V190H172ZM217 189V188H216ZM111 190V191H110ZM178 190V191H177ZM202 190V191H201ZM211 190H212V192H211ZM218 190V189H217ZM256 190H258V188L256 189ZM261 190V189H260ZM1 192H2V190H0ZM128 191V192H127ZM176 193L175 195L172 193ZM196 191H198V193L196 192ZM28 193V195L26 194V193ZM121 192H123V195H122V193ZM155 192H156V194H155ZM158 192V193H157ZM179 192V193H180ZM7 193V192H6ZM214 193V192H213ZM219 193V192H218ZM14 194H16V197L14 196ZM19 194V195H18ZM20 194H21V196L22 197H20ZM56 194V196H54ZM192 194H193V196H196V197H194L195 199H190V201L191 202H193V204L189 207V204L191 203H189V204H187V206H186V203H188L189 202V199H187L188 197H189V195H191L190 197L191 198H193V196H192ZM198 194V195H197ZM17 195H18V197H20V198H18L17 197ZM158 195H160L162 198H163V200H162V203L161 202H159L160 200V198L158 199V196H157V199L159 200V201H156V200H153V197H156V196ZM163 195V196H162ZM174 196V198L175 199H178V200H173L172 199V196ZM24 196H26V198L24 197ZM52 196H54L55 198H53ZM126 196V197H125ZM188 196V197H187ZM52 197V198H51ZM177 197V198H176ZM189 197V198H190ZM207 197H209L208 199L209 200H206L205 201V199L207 198ZM23 198L25 199V200H23ZM21 199V200H20ZM27 199H29V200H27ZM54 201H53V200ZM60 199H56V201H58V200H60ZM234 199V198H233ZM23 200V201H22ZM31 200V201H30ZM87 201V202H90V201H92V203L93 204H91L92 205V207H93V205L95 206V207H93L92 209H91V207L90 206H88V210H82V209H80L81 207H86V204H84L85 202L84 201ZM188 200V201H187ZM27 201L28 202H30V203H27ZM32 202V203H31ZM43 202V203H42ZM84 202V203H83ZM229 202H231V204H229V203H226L227 205L229 204V206H225V208H227V207H229L230 208V206L232 205V206H234L235 205V203H232V202H234V200L233 201H229ZM41 203V204H40ZM56 203V202H55ZM54 203V204H55ZM105 203H108L107 205H104ZM37 206H36V205ZM45 204H47V203H45ZM100 204H101V206H103V207H101L100 206ZM9 205V206H8ZM55 205H57V204H55ZM55 205L53 206V207H55ZM214 205H216L215 206V210H214ZM223 205V204H222ZM237 205V204H236ZM7 206L9 207V208H7ZM36 206V207H35ZM52 206V205H51ZM58 206V205H57ZM160 206H165V207H163L162 209H160ZM217 206H218V208H217ZM46 207H48V204H47V206ZM60 207V208H61ZM101 207V208H100ZM118 207V208H117ZM2 208V209H3ZM49 208H50V206H49ZM49 208H47V209H49ZM52 208V207H51ZM96 208V209H95ZM97 208H98V210H99V208H100V210H99V212H97L98 210H97ZM143 208H147L148 210H146V209H143ZM165 208V209H164ZM211 208H213L212 210H211ZM222 208H223V206H222ZM246 208V207H245ZM35 209V210H34ZM46 209V210H47ZM55 209V208H54ZM149 209L151 210V214H153V215H155L156 214V217H155V219H158V218H160V221H162V220H165L164 221V223L166 224V227H165V225H164V230L162 231V237H158L159 235H161V234H157L159 231H160V225H163L164 223H163V221H162V223L163 224H160L158 227H159V229H157L158 227H157V225H158V223H161V222H157L156 221V226H154L155 225V223L152 225V226H154L156 229L154 230V229H151L152 227H150V229L152 230V232H150L149 234H146V235H148V236H146L145 234H143V235H145V237L142 235V234H139L140 233V230H138L137 228H139V227H137V226H140L141 228L143 227V226H145L146 225V223L144 222V221H146V220H143V219H146V218H144L143 216V214L142 215H139V217H138V214H141L142 213V211L144 210H146L147 212L149 211ZM217 209H219V211L217 210ZM234 209V208H233ZM12 210H13V212H12ZM40 210V209H39ZM45 210V209H44ZM79 210H82L83 212H84V215H82L81 213H80V211ZM89 210L91 211V213L93 212L92 210H94V214L95 215H97V217H95V215L92 217V214L89 212ZM97 210V211H96ZM142 210V211H141ZM211 210V212H209ZM215 211L214 213H212V211ZM217 210V211H216ZM223 210V209H222ZM235 210V209H234ZM15 211V212H14ZM59 211V212H60ZM67 211V212H66ZM75 211H78V213L77 214H75ZM81 211V212H82ZM87 212V214L89 215V214H91V217L94 219V220H92L91 221V219H89V216H88V218H87V215H86V212ZM140 211V212H139ZM145 211V212H146ZM9 212V211H8ZM41 212V211H40ZM51 212V211H50ZM58 212V213H59ZM82 212V213H83ZM95 212H97L98 214H96ZM175 212H177L176 214L177 215H179V212L182 214V216H180V218H182V219H180L181 221H183L182 223H181V225H183V229H180L179 231H177L176 232V230L178 229H176L175 231H173V229H174V227L175 226H173V223H174V220L175 219H173V218H175ZM37 213V212H36ZM36 213H34V216H36ZM42 213V212H41ZM49 213V212H48ZM113 213V214H112ZM150 213L148 212V216L150 217L151 215H150ZM216 213V215H217V217L215 218V215H213V214H215ZM218 213V214H217ZM6 214V213H5ZM28 214V213H27ZM30 215L31 214H33V212L32 213H29ZM29 214H28V216H29ZM52 214V213H51ZM70 214H73V215H70ZM80 214H81V216H80ZM171 214H173L174 215V217H173V215L171 216ZM222 214V213H221ZM2 215H3V213H2ZM24 215H26V214H24ZM24 215H20V216H23L24 218H25V216ZM39 214L37 213V216H38ZM49 215V214H48ZM54 215V214H53ZM56 215H58V214H56ZM99 215V216H100ZM137 215V216H136ZM152 215V216H153ZM4 216V215H3ZM13 216H12V218H13ZM18 216V215H17ZM20 216H19V218H20ZM27 216V217H28ZM40 216V215H39ZM55 216V215H54ZM151 216V217H152ZM5 217V216H4ZM33 217V216H32ZM43 217H45V216H43ZM74 217H76V216H74ZM101 217V216H100ZM131 217V218H130ZM138 217V218H137ZM18 218V217H17ZM23 218V219H24ZM29 218V217H28ZM34 218V217H33ZM55 218V217H54ZM58 218V217H57ZM60 218H61V216H60ZM60 218H58V219H60ZM85 218V219H84ZM99 218V217H98ZM128 218H130V220L128 221ZM1 219V218H0ZM7 218H5V220H4V222L6 221L7 222V220H6ZM16 219V217L14 218V221H16L15 220ZM30 219V218H29ZM32 219V218H31ZM40 220H41V218H39ZM38 219V220H39ZM47 219V218H46ZM57 219V220H58ZM88 221H87V220ZM125 219H127L126 221H125ZM153 220L154 218L152 217V218H150L149 219V221L150 220ZM154 219V220H155ZM173 219V220H172ZM216 219V220H215ZM2 220V219H1ZM36 220H37V217H36ZM39 220V221H40ZM50 220V219H49ZM148 220V219H147ZM151 220V221H152ZM153 220V221H154ZM10 221V220H9ZM8 221V222H9ZM14 221H12V222H14ZM19 221V220H18ZM27 221H28V223H29V221L30 220H28L27 219ZM84 221H85V223H84ZM152 221V222H153ZM173 221V223H171V222ZM213 221V220H212ZM1 222V221H0ZM5 222V223H6ZM24 222V221H23ZM32 222H34L33 220H32ZM32 222H30V223H32ZM50 222V221H49ZM49 222L47 223V224H49ZM57 222V221H56ZM152 222H151V224H152ZM155 222V221H154ZM223 222V221H222ZM2 223V222H1ZM11 223V222H10ZM20 223V222H19ZM27 223V222H26ZM35 223V222H34ZM37 223H38V221H37ZM41 223V222H40ZM39 223V224H40ZM53 223H55V222H53ZM58 223H60V225L62 224V222L60 221V222H58ZM121 223H125V228H123V230L125 229V231H123V233L122 234H119L118 235V237L117 238H115L116 240H117V243L119 242H121V241H123L124 239V243L122 242L120 245H122L123 244V246H120L119 244V246L118 245H116L115 247H114V245H111L112 244V242L111 241H113V240H111V241H108L107 239H110V237L108 236V235H110L111 233H112V231L110 232V231H108L111 227L113 228V232H117V231H119V229L117 230V228H121ZM144 223H145V225H144ZM179 223V222H178ZM13 224V223H12ZM23 224V223H22ZM38 224V225H39ZM43 224V223H42ZM44 224H46L45 223V221H44ZM46 224V225H47ZM56 225H58L57 223H55ZM55 224H54V226H55ZM64 224V223H63ZM62 224V225H63ZM121 224V225H120ZM148 224V223H147ZM150 224V225H151ZM170 224H172V226H173V229L171 230L170 228H172V226L170 227ZM227 224V223H226ZM4 225V224H3ZM2 225V226H3ZM10 225V224H9ZM17 225H19V224H17ZM16 225V226H17ZM27 225V224H26ZM26 225H24V226H26ZM30 224H28L27 226H29ZM45 225V226H46ZM50 225V224H49ZM175 225H179V227H180V224H175ZM203 225V226H202ZM209 225V224H208ZM207 225V226H208ZM7 226V225H6ZM12 226V225H11ZM15 226V227H16ZM23 226V225H22ZM23 226V227H24ZM34 227L33 228H35V226H36V229H37V224H35V225H33ZM44 226V225H43ZM44 226V227H45ZM51 226V225H50ZM85 226H86V224H85ZM85 226H83V230L84 231H86L87 230V228L85 227ZM89 226V227H88ZM117 226H120V227H117ZM176 226V227H177ZM206 226V228L208 229V227ZM20 227H21V225H20ZM43 227V228H44ZM48 227V226H47ZM52 227H53V224H52ZM60 227V226H59ZM63 226H61V228H62ZM122 227H124L123 225H122ZM146 227V229H147V226H145ZM148 227V228H149ZM153 227V228H154ZM182 227V226H181ZM39 228H41V226L40 227H38V229ZM51 228V227H50ZM49 228V229H50ZM79 228H81V227H79ZM85 228V229H84ZM199 228H200V230H199ZM36 229H35V232H37L36 231ZM42 229V228H41ZM48 229V228H47ZM57 229V228H56ZM64 229V228H63ZM66 229V228H65ZM81 229V230H82ZM115 229V230H114ZM122 229V228H121ZM144 227H143V230H141V231H144ZM149 229V230H150ZM162 229H163V227H162ZM170 229L171 231H172V233L174 234H172V237L170 238V235H169V237H168V233H170L168 230ZM24 230H25V228H24ZM29 230V229H28ZM58 230V229H57ZM60 230H62V229H60ZM110 230H112V229H110ZM131 230L133 231V232H131ZM148 230V229H147ZM146 230V231H147ZM159 230V231H158ZM32 231V230H31ZM39 231H40V229H39ZM51 231V233H52V230H50ZM121 231V230H120ZM130 231V232H129ZM138 231H139V233H138ZM158 231V232H157ZM203 231V230H202ZM205 231H206V229H205ZM54 232V231H53ZM62 232V231H61ZM126 232H129V234H131V236H126ZM145 232V231H144ZM175 232L177 233V234H175ZM178 232H179V234H178ZM50 233V232H49ZM85 233V232H84ZM120 233V232H119ZM143 233V232H142ZM145 233H148V232H145ZM181 233V234H180ZM189 233V234H190ZM27 234V233H26ZM56 234V233H55ZM61 234V233H60ZM86 234V233H85ZM84 234V235H85ZM113 234H118V233H113ZM113 234H111V235H113ZM36 235H37V233H36ZM41 235H45V234H41L40 232H39V236L41 237ZM47 235V234H46ZM53 235H54V233H53ZM62 235V234H61ZM87 235L88 236H86V239L88 238V237H90L91 239H92V236H89L90 234H88L87 233ZM92 235V234H91ZM155 235H158V236H155ZM178 235V236H177ZM239 235V234H238ZM243 234H241V236H242ZM93 236H94V233H93ZM97 236V237H96ZM108 236V237H107ZM134 236V237H133ZM141 236H143V238H145V240L147 239V237L148 238H150L148 241H149V243L147 242V245L145 246V247H148V249L147 248H145V251L144 250H142V248L139 250V251H141V252H139L138 254L140 255H142L141 257L135 252V251H131V250H133L132 248H136V247H138V246H136V245H138L139 243L140 244H142V243H144V241H142L143 239H142V237ZM150 236V237H149ZM26 237V236H25ZM43 237V236H42ZM47 237V236H46ZM69 237V236H68ZM79 237V236H78ZM131 237H133V238H140V239H142L141 240V242H139V241H136L135 239L133 240V239H131L133 242L135 241V244L137 243V242H139V243H137L135 246H133V247H131V252H133V253H131L130 251L128 252V251H126V254H125V251L123 252V254H121L122 252H120L122 249H130V246L131 245H134V243L133 244H131V242H127V241H130V239L129 238H131ZM173 237H174V240H173ZM188 237V236H187ZM224 237V236H223ZM237 237V236H236ZM44 238V237H43ZM42 238V241L41 242H43L44 243V240L45 239H43ZM51 237H48V240L50 239ZM62 238H63V236H62ZM65 239H66V237H64ZM73 238V237H72ZM71 238V239H72ZM84 238V237H83ZM94 238V240H93V242H91L92 243V245H93V243H95L94 241H96V239ZM99 238V239H98ZM129 239V240H127L126 241V239ZM168 238H170V240L172 239V241H174L175 242V244H173V246H172V249L171 250H169L170 248H171V245H170V242L168 241ZM26 239V238H25ZM70 239V237L68 238V240ZM70 239V240H71ZM74 239V238H73ZM76 239V238H75ZM184 239H185V237H184ZM187 239V238H186ZM206 239V238H205ZM67 240V239H66ZM91 240V241H92ZM100 240V241H99ZM139 240V239H138ZM46 241V240H45ZM86 241H88V240H86ZM90 241V240H89ZM51 242H52V240H51ZM72 242V241H71ZM85 242V241H84ZM115 241H113V243H114ZM128 243V244H126V243ZM146 242V241H145ZM43 243H39V248L40 249H42L41 247H43ZM73 243V242H72ZM116 243V244H117ZM49 244V243H48ZM52 244V243H51ZM56 244V243H55ZM69 244H70V242H69ZM75 244V243H74ZM85 244V243H84ZM90 244V243H89ZM130 244V246H128ZM146 244V243H145ZM172 244V243H171ZM78 245V244H77ZM95 245V244H94ZM93 245V246H94ZM167 245H169V246H167ZM52 246V245H51ZM54 246V245H53ZM55 246H57V245H55ZM75 246V247H74ZM74 246H72L73 248L72 249H74L75 248V251L76 250H79V245H78V249H76V245H74ZM86 246H87V242H86ZM90 246V245H89ZM167 246V248L166 249H168V247H169V249L168 250H164L165 249V247ZM47 247V246H46ZM50 247V246H49ZM83 247V246H82ZM96 247H98V246H96ZM104 248V250H103V248ZM142 247H143V245H142ZM173 247H174V249H173ZM44 248H45V246H44ZM58 247H55V249H57ZM69 248V247H68ZM87 248L88 249H90L88 246H87ZM95 248V247H94ZM164 248V249H163ZM71 249V250H72ZM87 249V251H89ZM116 249V250H117ZM147 249V250H146ZM163 249V250H162ZM47 250V249H46ZM59 250V249H58ZM82 250V249H81ZM91 250H92V248H91ZM103 250V251H102ZM138 250V249H137ZM83 251H85L86 253H87V256L89 257H94V254H93V252L92 251H94V250H92L91 252H92V254H93V256H92V254L91 255H88L89 254V252H87L85 249H83L81 252H83ZM97 253H98V251H97V249L95 250ZM94 251V252H95ZM148 251V252H147ZM42 252H43V250H42ZM72 252H73V250H72ZM71 252V253H72ZM106 252V253H105ZM135 252V253H134ZM144 252H146V254L145 255H143L142 253H144ZM77 253H78V251H77ZM76 253V254H77ZM80 253V252H79ZM98 253V254H99ZM115 253V254H114ZM129 253V254H128ZM131 253V254H130ZM82 254V253H81ZM97 254V255H98ZM111 254V253H110ZM125 254V255H124ZM172 254H170V255H172ZM102 255H101V257H102ZM132 256V258H128V256ZM79 256V255H78ZM82 256H83V254H82ZM138 256L140 257V259L142 260H139V258H138ZM86 255H84L82 258L83 259H85L87 262L89 261L88 259L90 258H88V257H86ZM143 257V258H142ZM163 257V258H162ZM78 258V257H77ZM110 258V259H111ZM127 258V259H126ZM38 259V258H37ZM79 259V258H78ZM96 259V258H95ZM109 258H108V260H110ZM139 261H138V260ZM39 260V259H38ZM37 260V261H38ZM72 260H74V259H71V261ZM85 260H83V261H85ZM100 260H98V262L100 261ZM161 260V261H162ZM70 261V262H71ZM95 261V260H94ZM142 263H141V262ZM78 262V261H77ZM98 262H97V264H98ZM102 262H99L100 264L102 263ZM81 263H84V264H86V262H82L81 261ZM89 263V262H88ZM93 263H95V262H93ZM92 263V264H93ZM106 263H102V264H106ZM159 263V262H158ZM157 263V264H158ZM165 263H163V264H165ZM67 264V263H66ZM70 264V263H69ZM160 264H162V263H160ZM173 264V263H172Z\"/></svg>",
  "mask_w": 264,
  "mask_h": 264
}]
</instances>
